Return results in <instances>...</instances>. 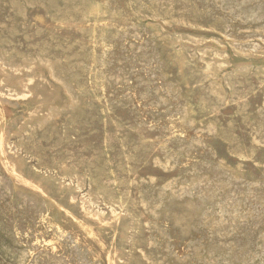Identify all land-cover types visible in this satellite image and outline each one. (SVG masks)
<instances>
[{
	"label": "rangeland",
	"instance_id": "rangeland-1",
	"mask_svg": "<svg viewBox=\"0 0 264 264\" xmlns=\"http://www.w3.org/2000/svg\"><path fill=\"white\" fill-rule=\"evenodd\" d=\"M3 1L4 0L2 1L0 0V128H1L0 129V139H1L0 141V206L1 208L0 209L3 211L2 212L0 210V219H1L0 220L1 222L0 223L1 225L0 226V264H29L28 262H31L32 258L33 260L35 259L36 261L39 259L37 261L38 263L36 262L37 264H42V263L48 264L50 261L51 262L49 264H55V263L56 264H59V263L60 264H64V263L65 264H86V263H90V264H97V263L98 264H135V263L136 264H139V263L149 264L150 262L152 263V261L154 264H157L158 263L157 261H161L159 264H171V262L172 264H177V263L178 264L180 263L181 264H195V263L196 264H202V263L211 264L213 262L212 258L215 261V263H212V264H232L233 262L235 264L236 263L240 264V262H242L244 259H246L249 256L251 258L253 257L254 261L256 260L255 262L264 264V257H263L264 256L263 255L264 254L263 253L264 252V247H263L264 246V241H263L264 239L263 237L264 236V233H263L264 232V216H263L264 215V209H263L264 207V204H263L264 203V195H263L264 194V145H263V142H264L263 141L264 140V114H263L264 101L262 102V100H264V96H263L264 95L263 93L264 92V77H262L264 76V52L262 53L260 52L261 50L264 51V42H263L264 41V33H263V30H264V6H263L264 0L263 1L254 0L255 2L253 0L252 1L244 0V2L240 0V3H239V0H237L239 4L236 2V0H232V2L231 0L230 1L226 0L228 5L225 2V0H217L218 4L216 0H207V2L205 0H201V1L196 0V2L195 0H188V1L187 0L186 1L185 0H182V1L172 0V2L171 0H147L149 3H147L146 0H93V1L92 0H50V1L49 0L47 1L46 0H5L4 2ZM142 1L143 2L145 1L146 3L144 2V4H142L143 3ZM156 1L157 3H155ZM246 1L248 3L250 1L251 2L248 4ZM203 2H205L204 3L205 6L203 5ZM235 2H236V5H235ZM225 3H226V6L223 5ZM231 3L234 4L236 7L232 5ZM150 4H153V5H150ZM241 4H242V7H240ZM245 4H247L248 6ZM210 5L211 7H209ZM219 5H220V9H219ZM221 6H222V10L224 11V13L221 10ZM224 7H225V10H224ZM226 7H229V9ZM233 7L235 8V10ZM66 8H67V11H66ZM171 8L173 11L171 10ZM206 9L209 11H207ZM231 9H233L235 13ZM255 9L256 10L259 9V10L256 11ZM210 11L213 13L209 14L208 12ZM230 11H232L233 13ZM255 13L256 15L254 16L253 14ZM148 15H150L151 17L150 16L148 17ZM221 15L224 17H221ZM260 15L262 16L261 18L259 17ZM170 17H172L173 19ZM239 17H242L241 20ZM202 19L203 20L209 19V21L208 20L203 21ZM257 19L261 21L258 20L259 21L258 22ZM93 20L96 22H94ZM218 20L221 22H218ZM162 21L164 23H162ZM232 21L234 24L232 23ZM186 22L188 24L191 23L192 25L194 24L195 25L191 26V24H189L190 25L189 26ZM206 22L208 23L206 24ZM164 24L167 26H165ZM131 25L134 27L136 25L135 29L134 27L131 28ZM138 25H140L141 28L140 27L137 28ZM199 25H201L202 28ZM221 26H224V27H221ZM235 27H237V29ZM230 28L232 31L230 30ZM207 29L209 30L207 31ZM226 29L229 31H227ZM213 30L218 31V32L216 33ZM220 31L221 33H219ZM145 33H147L149 36ZM179 34L181 35V38L179 37L180 36ZM136 35H139V36H137L136 38ZM151 35H152V38H151ZM225 35L226 36L228 35V36L226 37ZM167 36L168 38L169 37L171 38L168 39ZM188 36L192 38L190 39ZM202 36L203 37L205 36V37L203 38ZM172 37L174 38V40ZM177 38H179L178 39L179 42L177 41ZM193 38L195 39V41ZM211 38L212 40H210ZM184 39H187L189 44L191 43V41L192 43L189 45L188 43L185 42L187 40H184ZM233 39L234 41L237 40V42H234ZM156 40L157 41L159 40L160 42L159 41L156 42ZM240 40H242L243 42ZM238 42H241L242 44ZM43 43L45 44L43 45ZM199 43L201 45H199ZM247 43H249L250 45ZM126 44L129 46H127ZM226 44L228 45V47L226 46ZM256 44H258L257 47L255 46ZM156 45L157 47H155ZM232 45L233 46L235 45L236 49L235 47L233 49L230 48L232 47ZM125 47L127 48L126 51H125ZM130 47L132 50L130 49ZM142 47L145 48V50ZM159 47L160 49L163 47L162 51L158 49ZM205 47H208V48H205ZM253 47H255L256 49ZM259 47H260V51H259ZM52 49L53 51L51 52ZM167 49L170 51H168ZM175 49L177 50V52ZM171 50L172 51L174 50V51L172 52ZM206 50H208L209 53ZM235 50H237V53ZM43 51H46L48 53L44 54ZM121 51H125V52H121ZM145 51L148 53H146ZM187 51L191 54H188ZM198 51H201V52H198ZM241 51L243 55L241 54ZM29 52L31 54H29ZM158 52L159 54H157ZM255 52H257L256 54L257 56L255 55ZM258 52H260L261 54L259 53L258 55ZM39 53L43 55L40 56ZM123 53L127 54V56L125 54L123 55ZM245 53H246V56H245ZM110 54H112L113 56ZM155 54H157L158 56H156ZM222 54L223 55L226 54V55L223 56ZM188 55L190 56V58ZM206 55L208 56V58ZM215 56H217L218 58H216ZM133 57H134V60H133ZM55 59L56 60L58 59L59 61L57 60L58 61L57 62ZM135 59H138V60H135ZM106 60H110V61L106 62ZM102 61H105V62H103L102 64ZM152 66H154L155 68ZM147 67L149 68L147 69ZM245 67L247 68L245 69ZM168 68H169V72L167 70ZM163 72L165 73L164 75H163ZM261 72L263 74H260ZM240 73L243 76L240 75ZM166 74L167 76H165ZM189 75L193 77L191 78ZM254 75L255 76L257 75L256 80H255ZM119 76L121 78H119ZM226 76H227V79H226ZM147 77L149 79L151 78L152 79L149 80ZM198 77H200L201 80ZM202 77H204V79ZM9 78H13L15 80L18 79L22 81H28L30 94L25 97H16V96L10 97L8 95L7 88L5 87L6 85L5 82H7V79ZM56 80H58V82ZM260 80H262V82H260ZM61 81H63V83H61ZM143 82L146 84L144 85ZM187 82H188V86H187ZM163 83L165 84V86ZM228 83L231 84L232 86L231 85L229 86ZM160 84L163 87L162 90L158 88V87L161 88ZM210 84L212 87H209ZM216 85L217 87H215ZM154 87L156 88L154 89ZM75 90H77L78 92ZM144 90L145 91L148 90V91L145 92ZM167 90L168 92H166ZM182 90L184 91L182 92ZM188 90L189 92H186ZM216 92H218L219 96L217 95ZM167 93H169L170 95H167ZM210 93L213 95L210 96ZM181 94L183 95L182 96L183 98L181 97ZM215 95H217V97ZM220 95L221 96L223 95L222 96L223 100L221 99L222 97ZM160 96L165 97V98H161V99L158 98ZM199 96H202V98ZM166 98H168V100ZM216 98L220 102L218 101L215 102ZM178 99L180 101H178ZM73 101H75L76 104ZM153 102H155L154 104L155 105L157 104V105L155 106ZM165 102L167 103L169 102V103L166 104ZM180 102L182 103V105L180 104ZM224 102L226 103L224 104ZM158 103L159 104L161 103V105H159ZM165 104L167 105V107ZM53 106L56 108L57 113L54 117L49 118L47 114H48L49 108ZM189 107L192 110H190ZM235 108H236V111H235ZM181 109H183L184 112H182ZM161 111L163 112V114ZM166 112L168 114H165ZM34 114H37V116L34 117ZM171 115H173V117ZM160 117L162 118L160 119ZM182 117H184L185 121L182 120L183 119ZM68 119L72 120V122H70ZM156 119L158 120L160 119V121ZM250 119L251 121L252 120L253 121L251 122ZM51 122L53 124H51ZM73 122L74 123L76 122V123L74 124ZM184 122H185V126H184ZM212 122L215 123V124L213 123L214 126H212ZM86 124L90 126H87ZM68 125H70L71 127H69ZM220 126L223 128H221ZM63 127L64 128L66 127V129H64ZM70 128L74 130L76 129V133L75 134L72 133L75 131L71 130ZM211 128H214V129H211ZM215 128L217 131L215 130ZM38 129L40 131H38ZM64 130H66L65 133L63 132ZM69 130L71 132H69ZM213 130L216 131L217 134L215 132H212ZM48 132H50L49 135H48ZM43 133L45 135H42ZM179 133L181 134L179 135ZM210 134H213V135H210ZM253 136H254V139H253ZM175 137H177L178 139ZM49 138H51L50 139L51 141L49 140ZM250 138L253 140L254 143L255 142L256 143L255 144L252 143L251 142L252 140ZM180 139L182 140V142H180ZM59 140L61 143H59ZM215 140L219 144L215 143L216 142ZM189 142L190 144L192 143V145H190ZM30 143L32 144L29 145ZM198 143H199L198 148H196ZM72 144L73 146H71ZM181 144L183 145L181 146ZM257 145L260 147L262 146V147L260 148ZM110 146L112 149H109ZM185 146L187 148H185ZM177 148H180V149L182 148V150L177 149ZM190 148H192V150ZM176 149L178 150V152ZM188 149H190L191 151ZM206 149H209L208 152ZM194 150H197V151H194ZM164 152H165V155H164ZM179 153L181 154L180 156H179ZM205 153L206 154L208 153L207 156L205 155ZM39 154L41 156H39ZM213 154L214 156L212 157ZM31 155L32 157H30ZM201 156L203 157L201 158ZM218 158L223 160L224 164H222L223 163L222 161H221L222 163H220V160ZM157 159H159L158 161L160 163H158V161L156 163ZM191 159H193V161H191ZM95 160H97V163ZM163 160L164 162L168 164L162 162ZM171 161L175 163H172ZM161 163H164V164H161ZM200 163L203 165H201ZM156 164L157 165L160 164V165L157 166ZM165 164L167 167L166 166L164 167ZM197 164H199V166ZM213 164L214 165L216 164V165L214 166ZM153 165L155 167H153ZM171 165L172 166L174 165V166L171 167ZM86 166H89L90 168ZM160 166L161 168H159ZM217 166L218 168H216ZM224 166L228 169H226ZM162 167H163V170H165L163 172L161 170ZM48 168L49 169L51 168V169L49 170ZM198 168L199 170L200 169L202 170L198 172ZM212 168H215L216 170L217 169L218 170L216 171ZM169 169L170 171H168ZM186 169L188 172L186 171ZM240 169L243 171L241 172ZM60 170L63 173H65V175L61 174ZM97 170L98 171L100 170V171L98 172ZM233 170H235L236 173H239V175L236 174ZM211 171L213 172L211 173ZM186 172H187L186 175L188 176L190 173V176L187 177L184 174ZM196 172H197V175L194 174ZM226 172H228L229 175L228 174L226 175L225 174ZM70 174H71V177H70ZM221 174H224V175H221ZM73 175L75 178H73ZM205 175L206 176L208 175L209 177L208 176L206 177ZM218 175H220V177ZM234 175L236 179L233 178ZM200 176L201 177L203 176L204 178L202 177V179L200 180L201 178ZM147 177L148 179H146ZM179 177L181 178L180 181H179ZM225 177L229 179V181L227 179L228 182L225 181L226 180ZM96 178L99 182L96 181ZM138 178L140 180H143L144 182L141 183L140 180H138ZM198 181L200 182L198 183ZM133 182H135L136 185L135 183L133 184ZM168 182L172 184L169 185ZM188 183L190 185H188ZM191 183L193 185H191ZM251 183H253L254 186ZM148 184L149 185L151 184L152 187L148 186ZM165 184L168 186H166ZM196 184L197 185L199 184L198 188L196 187ZM208 184H210L211 186ZM184 185L189 188L186 189V187H182ZM227 185H228V188H226ZM87 187L89 189H87ZM159 187L164 188L162 189V193L160 192L161 189ZM179 187L181 188V190ZM173 188L174 189L176 188L175 192ZM260 188H263V189H260ZM11 189L12 191L10 192ZM168 189H170V192ZM151 190H152V193H151ZM179 190L183 192H179ZM214 190L219 193H216ZM104 191H105V195L103 193ZM156 191L160 192L161 194L159 193L160 195L158 196L157 195L158 193ZM227 191H228V194H231L232 196L228 195L226 193ZM84 192H86V194ZM197 193L199 196H197ZM241 193L243 195L239 198ZM253 193H256V194L253 195ZM149 194L152 196H154V194L158 196L157 201L155 199L156 196L152 198V196H150ZM192 194H193V197H192ZM204 194H206V197ZM211 194H213L212 196L214 198H212L211 196L208 197ZM109 195L110 197H108ZM161 195L162 196L164 195V196L161 197ZM183 195H186V196H183ZM200 195H201V199L199 198ZM223 195L226 196V198H224ZM9 196L11 197V199ZM113 197L114 199L116 198L115 201L114 199H111ZM174 197L175 199L173 201L172 198ZM194 197L195 199L198 198L197 199L198 203L196 202L195 199H193ZM246 197L249 200H247ZM17 198H19V200H17ZM20 198L24 200L22 201V203H21ZM148 198L150 202H148L149 201ZM204 198H206L205 200L207 201H204ZM199 199H200V202H199ZM210 199L212 200L210 201ZM238 199H239V202H236L238 201ZM121 200L122 202H120ZM161 200L163 202L164 201L166 202V203L164 202V206ZM222 200H223L224 205L225 204L227 205V209L229 208L228 209L229 213L227 214V216L225 215L226 220L224 219V221L222 220V215H220V212L219 214H217L218 216L216 215V213H218V211H221L222 209V208L219 209V207H223V203H221ZM259 200H261V202ZM141 202L146 205L143 206ZM168 202H170V204H167ZM25 203L27 205H25ZM107 203H109L108 204L109 207L105 206ZM113 203H114V206H113ZM157 203H159L160 205ZM236 203H239V204H236ZM22 204H23V208L21 207ZM171 204H174V205H171ZM187 204L189 205V209H187L188 207ZM261 204L262 206H260ZM9 206H10V209L12 210H8ZM156 206L158 207L160 206L162 210L160 207L157 208ZM216 206H219V207H216ZM232 206L233 207L237 206V208L241 207L240 209H242L243 211L237 208H233ZM193 207L195 210L193 209ZM56 208H58V210ZM110 208H113V209H110ZM21 210H24V211L22 212ZM205 210L209 212L207 213L205 212ZM234 210L236 211L232 214L231 211H234ZM260 210L261 212H263L262 214L261 212H259ZM7 211H10V212H7ZM201 211L204 212V214L206 215H204L203 213L201 214ZM24 212H25V215H24ZM26 212H28L30 216L28 213L26 214ZM42 212H44V216L42 215L43 214ZM159 213L160 215L158 216ZM154 214H157V215H154ZM170 214L172 217L169 216ZM4 215L6 218L8 217V220L10 221H8L4 217ZM37 215H39L38 218H37ZM199 215L201 216L203 215L202 217L204 216L205 217L202 218ZM260 215H262L263 218ZM166 216H169V218ZM233 216L235 217L236 220L233 218ZM13 217L14 218L18 217V218H16L15 220L14 219L12 220ZM24 217H25V220H24ZM164 217H166L167 219ZM219 217H220V220L223 221V223L221 221L219 222L218 220ZM236 217L237 218L240 217V218L237 220ZM133 218L134 219L136 218V220H133ZM209 218L211 221H208ZM30 219L32 220V222ZM160 219L162 223L160 222ZM203 219L207 221L204 222V224L203 223L201 224L200 222L201 221L203 222ZM232 219H233V223H231ZM171 220H174V221H171ZM216 220H218V223ZM239 220L241 221V223L242 222L243 223L241 224ZM226 221H229V222L226 223ZM133 222H135L136 224ZM210 222H212V225ZM13 223L17 226V228L15 227ZM24 224L26 225V227L24 226ZM144 225H146L147 227ZM237 225L238 227H236ZM27 226L30 227V231H29V227ZM190 226L194 230H191V228H189ZM137 227H140V228L137 229ZM7 228L9 229L11 228V229L8 230ZM203 228L204 229L207 228L205 229L206 231H204ZM228 228H230L229 229L230 231L228 230ZM163 229L166 234L164 233V231H162ZM208 229H209V232H208ZM233 229L236 231H234ZM218 231L220 232V234L218 233ZM28 232H30L29 235H27ZM85 232H88V234ZM215 232L218 233L219 237L220 236L222 237L218 238ZM237 232H241V233L237 234ZM255 232L256 234L257 232H259V234L256 236ZM15 233L16 235L17 234L18 235L15 236ZM21 233H22V236H21ZM214 233L216 234L215 236L213 235ZM224 233L226 235L230 233V235H227L226 237V236H223ZM252 233L254 236L252 235ZM7 234L10 236H7ZM241 234H244L247 236H244V235L242 236ZM175 236L178 238L179 241L177 240ZM189 236H191V238ZM258 236L259 237L261 236V237L259 238ZM214 237H217V238H214ZM16 238L19 239V241ZM68 238L70 240H68ZM32 239H33V243H32ZM195 239L197 240V242ZM253 239L257 244L253 242ZM8 240L10 241V243ZM223 240L224 241L227 240V241L224 242ZM243 241H245L247 245ZM135 242H137L136 243L137 245H135ZM160 242L162 244H160ZM191 242H195V243H191ZM208 242L211 244V246ZM250 242L252 245L249 244ZM155 243L156 245H154ZM229 243H230V246H229ZM258 243L259 245L261 243L263 245L259 246ZM147 244L149 245V247L147 246ZM157 244L159 246L162 245L163 247L162 246L159 247ZM189 244L191 246H189ZM222 244H224L225 247H223ZM227 244L228 246H226ZM27 246H29L30 248ZM65 246H67L68 248H66ZM152 246L153 247L155 246V247L153 248ZM172 246L173 247L176 246L175 247L176 249L173 248ZM242 246H245V247H242ZM252 246L255 248H253ZM256 247H259V248H256ZM132 248H134L135 251ZM171 248L172 250H170ZM162 249L166 251L164 252ZM181 249H184V250H181ZM185 249L187 250L185 251ZM229 249H231L232 250L231 252L233 253H231ZM236 249H237L238 254L236 253ZM262 249H263V252L261 251ZM7 250L9 252H7ZM130 250H133L134 252ZM160 251H162L163 253ZM191 251L199 255L198 259L196 255H195L196 258L192 257L194 253H192ZM199 251L201 252V254L203 253V255L199 254L200 253ZM240 251H242L244 254ZM44 252H46L49 256L50 255L51 256L48 257V255ZM76 252L78 254H76ZM167 252L168 253L170 252V254H167ZM208 252H209V256H211L213 253L212 257H210L211 259L208 258L209 256L208 254H206ZM252 252L257 253V255L252 254ZM159 253L161 255H159ZM223 253L225 254V256ZM173 254L174 256L176 255L174 258H173ZM250 254L254 255L255 257ZM33 255L34 257H32ZM231 255L233 257H231ZM260 255H262V258ZM158 256H161L162 259L161 257H158ZM77 257H78V260H77ZM141 257L143 258L142 260H141ZM148 257L149 259L147 260ZM237 257L239 258V260H237L238 259ZM242 257H243V260H242ZM218 258L221 260L219 261ZM228 258H229V261H228ZM258 258H260L261 262L259 261ZM163 259H165V261ZM204 259L207 260L208 262L207 261L205 262ZM231 259H234V260H231ZM261 259H263V261ZM33 260L31 264L35 262V260L34 261ZM190 261H192V263Z\"/></svg>",
	"mask_w": 264,
	"mask_h": 264
},
{
	"label": "bare ground",
	"instance_id": "bare-ground-1",
	"mask_svg": "<svg viewBox=\"0 0 264 264\" xmlns=\"http://www.w3.org/2000/svg\"><path fill=\"white\" fill-rule=\"evenodd\" d=\"M1 1H2V0H1ZM4 1H5V0H4ZM4 1H3V2H4ZM46 1H47V0H46ZM49 1H50V0H49ZM92 1H93V0H92ZM174 1H176V0H174ZM174 1H173V2H174ZM181 1H182V0H181ZM185 1H186V0H185ZM187 1H188V0H187ZM200 1H201V0H200ZM205 1L207 2V0H205ZM229 1H230V0H229ZM242 1L244 2V0H242ZM251 1H252V0H251ZM251 1H250V2H251ZM253 1H254V0H253ZM256 1H257V0H256ZM259 1H260V0H259ZM262 1H263V0H262ZM24 2H25V1H24ZM57 2H58V1H57ZM74 2H75V1H74ZM140 2H141V1H140ZM142 2H143V1H142ZM144 2H145V1H144ZM144 2H143L142 4H144ZM146 2L149 3L147 0H146ZM146 2H145V3H146ZM152 2H154V1H152ZM163 2H165V1H163ZM171 2H172V0H171ZM179 2H180V1H179ZM195 2H196V0H195ZM211 2H212V1H211ZM211 2H210V4H211ZM213 2H214V1H213ZM216 2H217V0H216ZM221 2H222V1H221ZM225 2H226V0H225ZM231 2H232V0H231ZM236 2H237V0H236ZM236 2H235V5H236ZM246 2H247V1H246ZM246 2H245V3H246ZM250 2H249V3H250ZM254 2H255V1H254ZM27 3H28V2H27ZM38 3H39V2H38ZM62 3H63V1H62ZM67 3H68V2H67ZM71 3H72V2H71ZM155 3H157V1H156ZM160 3H161V2H160ZM177 3H178V2H177ZM188 3H189V2H188ZM199 3H200V2H199ZM204 3H205V2H203V5H204ZM222 3H223V2H222ZM226 3H227V2H226ZM226 3L223 4V5L226 6ZM237 3H238V2H237ZM239 3H240V0H239ZM239 3H238V4H239ZM241 3H242V2H241ZM247 3H248V2H247ZM249 3H248V4H249ZM24 4H26V3H24ZM68 4H69V3H68ZM163 4H164V3H163ZM166 4H167V3H166ZM212 4H213V3H212ZM217 4H218V2H217ZM220 4H221V3H220ZM231 4H232V3H231ZM251 4H252V3H251ZM254 4H255V3H254ZM33 5H34V4H33ZM37 5H38V4H37ZM62 5H63V4H62ZM83 5H84V4H83ZM85 5H86V4H85ZM87 5H88V4H87ZM145 5H146V4H145ZM150 5H153V4H150ZM171 5H172V3H171ZM178 5H179V4H178ZM182 5H183V4H182ZM194 5H195V4H194ZM200 5H201V4H200ZM206 5H207V4H206ZM208 5H209V4H208ZM215 5H216V4H215ZM221 5H222V4H221ZM227 5H228V3H227ZM229 5H230V4H229ZM232 5H234V4H232ZM235 5H234V6H235ZM245 5H247V4H245ZM260 5H261V3H260ZM12 6H14V5H12ZM21 6H22V5H21ZM26 6H27V5H26ZM30 6H31V5H30ZM35 6H36V5H35ZM54 6H55V5H54ZM65 6H66V5H65ZM204 6H205V5H204ZM247 6H248V5H247ZM253 6H254V5H253ZM263 6H264V5H263ZM84 7H85V6H84ZM159 7H160V6H159ZM163 7H164V6H163ZM163 7H161V8H163ZM199 7H200V6H199ZM206 7H207V6H206ZM209 7H211V5H210ZM235 7H236V6H235ZM240 7H242V4H241ZM258 7H259V6H258ZM260 7H262V6H260ZM17 8H18V7H17ZM26 8H27V7H26ZM52 8H53V7H52ZM61 8H62V7H61ZM61 8H60V9H61ZM75 8H76V7H75ZM80 8H81V6H80ZM174 8H175V7H174ZM188 8H189V7H188ZM215 8H216V7H215ZM217 8H218V7H217ZM226 8L229 9V7H226ZM230 8H232V7H230ZM233 8H234V7H233ZM256 8H257V7H256ZM219 9H220V5H219ZM238 9H239V8H238ZM247 9H248V8H247ZM247 9H246V10H247ZM72 10H73V9H72ZM84 10H85V8H84ZM157 10H158V9H157ZM171 10H172V8H171ZM192 10H193V8H192ZM206 10H207V9H206ZM221 10H222V6H221ZM224 10H225V7H224ZM231 10H233V9H231ZM234 10H235V8H234ZM234 10H233V11H234ZM255 10H256V9H255ZM258 10H259V9H258ZM258 10H256V11H258ZM8 11H9V10H8ZM28 11H29V10H28ZM64 11H65V10H64ZM66 11H67V8H66ZM82 11H83V10H82ZM155 11H156V9H155ZM155 11H153V12H155ZM172 11H173V10H172ZM179 11H180V9H179ZM207 11H209V10H207ZM212 11H213V10H212ZM216 11H217V10H216ZM222 11H223V10H222ZM236 11H237V9H236ZM240 11H241V10H240ZM240 11H239V12H240ZM247 11H248V10H247ZM250 11H251V10H250ZM118 12H119V11H118ZM217 12H218V11H217ZM220 12H221V11H220ZM230 12H232V11H230ZM259 12H260V11H259ZM77 13H78V12H77ZM83 13H84V12H83ZM97 13H98V12H97ZM141 13H142V12H141ZM147 13H148V12H147ZM203 13H204V12H203ZM203 13H202V14H203ZM205 13H206V12H205ZM208 13L210 14V13H213V12L210 11V12H208ZM223 13H224V11H223ZM228 13H229V12H228ZM232 13H233V12H232ZM234 13H235V11H234ZM237 13H238V12H237ZM247 13H248V12H247ZM257 13H258V12H257ZM260 13H261V12H260ZM12 14H13V13H12ZM26 14H27V12H26ZM66 14H67V13H66ZM172 14H173V13H172ZM175 14H176V13H175ZM206 14H207V13H206ZM206 14H205V16H206ZM209 14H208V15H209ZM218 14H219V13H218ZM230 14H231V13H230ZM230 14H229V15H230ZM238 14H239V13H238ZM240 14H242V13H240ZM258 14H259V13H258ZM18 15H19V14H18ZM84 15H85V14H84ZM138 15H139V14H138ZM154 15H155V14H154ZM156 15H157V14H156ZM161 15H162V14H161ZM166 15H167V14H166ZM169 15H170V14H169ZM197 15H198V14H197ZM212 15H213V14H212ZM223 15H224V14H223ZM225 15H226V14H225ZM245 15H246V14H245ZM250 15H251V14H250ZM253 15L255 16L256 13L253 14ZM2 16H3V15H2ZM90 16H91V15H90ZM139 16H140V15H139ZM142 16H143V15H142ZM144 16H145V14H144ZM149 16H150V15H148V17H149ZM176 16H178V15H176ZM203 16H204V15H203ZM203 16H202V17H203ZM209 16H210V15H209ZM213 16H214V15H213ZM230 16H231V15H230ZM247 16H248V15H247ZM17 17H19V16H17ZM62 17H63V16H62ZM146 17H147V16H146ZM150 17H151V16H150ZM152 17H153V16H152ZM168 17H169V16H168ZM221 17H224V16L221 15ZM259 17L261 18L262 16L260 15ZM68 18H69V17H68ZM154 18H155V17H154ZM154 18H153V19H154ZM170 18H172V17H170ZM239 18H240V20H241L242 17H239ZM249 18H250V17H249ZM253 18H254V17H253ZM58 19H59V18H58ZM95 19H96V18H95ZM145 19H146V18H145ZM157 19H158V18H157ZM172 19H173V18H172ZM174 19H175V17H174ZM178 19H179V18H178ZM182 19H183V18H182ZM246 19H247V18H246ZM7 20H8V18H7ZM82 20H83V19H82ZM141 20H143V19H141ZM151 20H152V19H151ZM180 20H181V18H180ZM189 20H190V19H189ZM192 20H194V19H192ZM200 20H201V19H200ZM202 20H203V19H202ZM204 20H206V19H204ZM204 20H203V21H204ZM207 20L209 21V19H207ZM207 20H206V21H207ZM227 20H228V19H227ZM229 20H230V18H229ZM229 20H228V21H229ZM242 20H243V19H242ZM258 20H259V19H257V21H258ZM60 21H61V20H60ZM93 21H94V20H93ZM103 21H104V20H103ZM164 21H165V20H164ZM186 21H187V20H186ZM222 21H223V19H222ZM225 21H226V20H225ZM235 21H236V20H235ZM252 21H253V20H252ZM259 21H261V20H259ZM259 21H258V22H259ZM94 22H96V21H94ZM97 22H98V21H97ZM179 22H180V21H179ZM218 22H221V21L218 20ZM11 23H12V22H11ZM73 23H74V22H73ZM162 23H164V22L162 21ZM183 23H184V22H183ZM186 23H187V22H186ZM207 23H208V22H206V24H207ZM216 23H217V21H216ZM232 23H233V21H232ZM261 23H262V22H261ZM146 24H147V23H146ZM175 24H176V23H175ZM187 24H188V23H187ZM189 24H191V23H189ZM189 24H188V25H189ZM199 24H200V23H199ZM206 24H205V25H206ZM233 24H234V23H233ZM236 24H237V23H236ZM242 24H243V23H242ZM246 24H247V23H246ZM258 24H259V23H258ZM147 25H148V24H147ZM149 25H151V24H149ZM164 25H165V24H164ZM180 25H181V24H180ZM194 25H195V24H194ZM194 25L191 24V26H194ZM203 25H204V24H203ZM210 25H211V24H210ZM210 25H209V26H210ZM226 25H227V24H226ZM1 26H2V25H1ZM15 26H16V25H15ZM153 26H154V25H153ZM165 26H167V25H165ZM189 26H190V25H189ZM199 26L201 27V25H199ZM199 26H198V27H199ZM212 26H213V25H212ZM229 26H230V25H229ZM229 26H228V27H229ZM129 27H130V26H129ZM132 27H134V26L131 25V28H132ZM135 27H136V25H135ZM135 27H134V29H135ZM139 27H140V25H138L137 28H139ZM146 27H147V26H146ZM150 27H151V26H150ZM179 27H180V26H179ZM182 27H183V25H182ZM184 27H185V25H184ZM196 27H197V25H196ZM206 27H207V26H206ZM213 27H214V26H213ZM221 27H224V26H221ZM225 27H226V26H225ZM228 27H227V28H228ZM240 27H241V26H240ZM14 28H16V27H14ZM35 28H36V27H35ZM58 28H59V27H58ZM140 28H141V27H140ZM142 28H143V27H142ZM189 28H190V27H189ZM201 28H202V27H201ZM204 28H205V26H204ZM235 28L237 29V27H235ZM248 28H249V27H248ZM2 29H3V28H2ZM19 29H20V28H19ZM59 29H60V28H59ZM109 29H110V28H109ZM129 29H130V28H129ZM134 29H133V30H134ZM160 29H161V28H160ZM219 29H220V28H219ZM258 29H259V28H258ZM258 29H257V30H258ZM14 30H15V29H14ZM145 30H146V29H145ZM204 30H205V29H204ZM208 30H209V29H207V31H208ZM226 30H227V29H226ZM230 30H231V28H230ZM251 30H252V29H251ZM251 30H250V31H251ZM262 30H263V28H262ZM100 31H101V30H100ZM213 31H214V30H213ZM227 31H229V30H227ZM231 31H232V30H231ZM236 31H237V30H236ZM241 31H243V30H241ZM259 31H260V30H259ZM11 32H12V31H11ZM20 32H21V31H20ZM143 32H144V31H143ZM157 32H158V31H157ZM214 32L217 33L218 31H214ZM225 32H226V31H225ZM225 32H224V33H225ZM239 32H240V31H239ZM17 33H18V32H17ZM48 33H49V32H48ZM86 33H87V32H86ZM124 33H125V32H124ZM129 33H130V31H129ZM219 33H221V31H220ZM240 33H241V32H240ZM255 33H256V32H255ZM259 33H261V32H259ZM259 33H257V34H259ZM263 33H264V30H263ZM8 34H9V33H8ZM34 34H35V33H34ZM118 34H119V33H118ZM143 34H144V33H143ZM145 34H147V33H145ZM176 34H177V33H176ZM222 34H223V33H222ZM228 34H229V32H228ZM245 34H247V33H245ZM248 34H249V32H248ZM103 35H104V34H103ZM128 35H129V34H128ZM128 35H127V36H128ZM139 35H140V34H139ZM139 35H136V38H137V36H139ZM147 35H148V34H147ZM179 35H180V34H179ZM186 35H187V34H186ZM220 35H221V34H220ZM223 35H224V34H223ZM242 35H243V34H242ZM99 36H100V35H99ZM123 36H124V35H123ZM127 36H125V37H127ZM148 36H149V35H148ZM171 36H172V35H171ZM190 36H191V35H190ZM217 36H218V35H217ZM225 36H226V35H225ZM227 36H228V35H227ZM227 36H226V37H227ZM230 36H231V35H230ZM230 36H229V37H230ZM232 36H233V35H232ZM236 36H237V35H236ZM240 36H241V35H240ZM250 36H251V35H250ZM259 36H261V35H259ZM100 37H101V36H100ZM145 37H146V36H145ZM145 37H144V39H145ZM179 37L181 38V35H180ZM182 37H183V36H182ZM188 37H189V36H188ZM188 37H187V38H188ZM202 37H203V36H202ZM204 37H205V36H204ZM204 37H203V38H204ZM234 37H235V36H234ZM242 37H243V36H242ZM248 37H249V36H248ZM48 38H49V37H48ZM52 38H53V37H52ZM111 38H112V37H111ZM121 38H122V37H121ZM133 38H134V37H133ZM151 38H152V35H151ZM167 38H168V36H167ZM169 38H171V37H169ZM169 38H168V39H169ZM172 38H173V37H172ZM189 38H190V37H189ZM189 38H188V39H189ZM191 38H192V37H191ZM191 38H190V39H191ZM207 38H208V37H207ZM222 38H223V37H222ZM244 38H246V37H244ZM260 38H261V37H260ZM102 39H103V38H102ZM116 39H117V38H116ZM123 39H124V38H123ZM139 39H140V37H139ZM155 39H157V38H155ZM178 39H179V38H177V41L179 42ZM193 39H194V38H193ZM193 39H192V40H193ZM196 39H197V38H196ZM201 39H202V38H201ZM227 39H228V38H227ZM231 39H232V38H231ZM231 39H230V40H231ZM236 39H237V38H236ZM238 39H239V38H238ZM240 39H241V38H240ZM120 40H121V39H120ZM165 40H166V39H165ZM173 40H174V38H173ZM180 40H181V39H180ZM184 40H187V39H184ZM184 40H183V42H184ZM198 40H199V39H198ZM198 40H197V41H198ZM202 40H203V39H202ZM205 40H207V39H205ZM210 40H212V38H211ZM224 40H225V39H224ZM230 40H229V41H230ZM248 40H250V39H248ZM259 40H260V39H259ZM15 41H16V40H15ZM64 41H65V40H64ZM67 41H68V40H67ZM126 41H127V40H126ZM133 41H134V40H133ZM144 41H145V40H144ZM158 41H159V40H158ZM158 41L156 40V42H158ZM162 41H163V40H162ZM168 41H169V40H168ZM189 41H190V40H189ZM194 41H195V39H194ZM229 41H228V42H229ZM231 41H232V40H231ZM233 41H234V39H233ZM240 41H242V40H240ZM246 41H247V40H246ZM246 41H245V42H246ZM255 41H256V40H255ZM55 42H56V41H55ZM100 42H101V41H100ZM116 42H117V41H116ZM135 42H136V41H135ZM138 42H139V40H138ZM149 42H150V41H149ZM151 42H152V41H151ZM159 42H160V41H159ZM181 42H182V41H181ZM183 42H182V43H183ZM185 42L188 43V40L185 41ZM198 42H199V41H198ZM198 42H197V43H198ZM202 42H203V41H202ZM202 42H201V43H202ZM214 42H215V41H214ZM234 42H237V40H235ZM242 42H243V41H242ZM247 42H248V41H247ZM251 42H252V41H251ZM263 42H264V41H263ZM263 42H261V43H263ZM39 43H40V42H39ZM52 43H53V42H52ZM77 43H78V42H77ZM114 43H115V42H114ZM141 43H142V42H141ZM191 43H192V41H191ZM191 43H190V44H191ZM193 43H194V42H193ZM216 43H217V42H216ZM225 43H227V42H225ZM229 43H230V42H229ZM232 43H233V42H232ZM238 43L242 44L241 42H238ZM253 43H254V42H253ZM12 44H13V43H12ZM14 44H15V43H14ZM44 44H45V43H43V45H44ZM131 44H132V43H131ZM144 44H145V42H144ZM153 44H154V43H153ZM188 44H189V43H188ZM190 44H189V45H190ZM219 44H221V43H219ZM233 44H234V43H233ZM247 44H249V43H247ZM68 45H69V44H68ZM126 45H127V44H126ZM132 45H133V44H132ZM167 45H168V43H167ZM199 45H201V44L199 43ZM223 45H224V44H223ZM230 45H231V44H230ZM238 45H239V44H238ZM243 45H244V43H243ZM249 45H250V44H249ZM257 45H258V44H256L255 46L257 47ZM47 46H48V45H47ZM70 46H71V45H70ZM76 46H77V45H76ZM121 46H122V45H121ZM127 46H129V45H127ZM138 46H139V45H138ZM159 46H160V45H159ZM170 46H172V45H170ZM220 46H221V45H220ZM226 46L228 47L227 44H226ZM246 46H247V45H246ZM18 47H19V46H18ZM24 47H25V45H24ZM42 47H43V46H42ZM51 47H52V46H51ZM55 47H56V46H55ZM110 47H111V46H110ZM136 47H137V46H136ZM155 47H157V45H156ZM155 47H153V48H155ZM165 47H166V46H165ZM222 47H223V46H222ZM234 47H235V45H234V46L232 45V47H230V48L233 49ZM240 47H241V46H240ZM57 48H58V47H57ZM67 48H68V47H67ZM69 48H70V47H69ZM81 48H82V47H81ZM83 48H84V47H83ZM133 48H135V47H133ZM137 48H138V47H137ZM142 48H143V47H142ZM162 48H163V47H162ZM162 48L160 49V47H159L158 49L162 51ZM177 48H178V47H177ZM180 48H181V47H180ZM180 48H179V50H180ZM205 48H208V47H205ZM253 48H255V47H253ZM19 49H20V48H19ZM126 49H127V48L125 47V51H126ZM130 49H131V47H130ZM143 49L145 50V48H143ZM212 49H213V48H212ZM235 49H236V47H235ZM243 49H244V48H243ZM248 49H249V48H248ZM255 49H256V48H255ZM36 50H37V49H36ZM41 50H43V49H41ZM49 50H50V49H49ZM131 50H132V49H131ZM150 50H151V49H150ZM167 50H168V49H167ZM175 50H176V49H175ZM208 50H209V49H208ZM208 50H206V51H208ZM249 50H250V49H249ZM249 50H248V51H249ZM52 51H53V49L51 50V52H52ZM125 51H121V52H125ZM127 51H128V50H127ZM146 51H147V49H146ZM146 51H145V52H146ZM168 51H170V50H168ZM168 51H167V52H168ZM171 51H172V50H171ZM173 51H174V50H173ZM173 51H172V52H173ZM195 51H196V50H195ZM233 51H234V50H233ZM235 51H236V53H237V50H235ZM259 51H260V47H259ZM21 52H22V51H21ZM38 52H39V51H38ZM43 52H44V54H45V53H48V52H46V51H43ZM151 52H152V51H151ZM154 52H156V51H154ZM176 52H177V50H176ZM187 52H188V51H187ZM198 52H201V51H198ZM198 52H197V53H198ZM210 52H211V50H210ZM238 52H239V51H238ZM244 52H245V51H244ZM252 52H253V50H252ZM260 52L262 53V52H264V51L261 50ZM260 52H258V55H259ZM27 53H28V52H27ZM36 53H37V52H36ZM133 53H134V51H133ZM146 53H148V52H146ZM169 53H170V52H169ZM181 53H182V52H181ZM184 53H185V52H184ZM208 53H209V51H208ZM213 53H214V52H213ZM239 53H240V52H239ZM247 53H248V52H247ZM261 53H260V54H261ZM19 54H20V53H19ZM29 54H31V53L29 52ZM39 54H40V53H39ZM124 54H125V53H123V55H124ZM136 54H137V53H136ZM139 54H140V52H139ZM149 54H150V53H149ZM157 54H159V52H158ZM157 54H155V55L158 56ZM165 54H166V53H165ZM188 54H191V53L188 52ZM198 54H199V53H198ZM241 54H242V51H241ZM251 54H252V53H251ZM253 54H254V52H253ZM256 54H257V52H255V55H256ZM42 55H43V54H42ZM42 55L40 54V56H42ZM110 55H112V54H110ZM114 55H115V54H114ZM125 55L127 56V54H125ZM130 55H132V54H130ZM160 55H161V54H160ZM192 55H193V54H192ZM199 55H200V54H199ZM222 55H223V54H222ZM222 55H221V56H222ZM224 55H226V54H224ZM224 55H223V56H224ZM242 55H243V54H242ZM3 56H4V55H3ZM67 56H68V55H67ZM112 56H113V55H112ZM121 56H122V55H121ZM139 56H140V55H139ZM152 56H153V55H152ZM188 56H189V55H188ZM206 56H207V55H206ZM245 56H246V53H245ZM253 56H254V55H253ZM256 56H257V55H256ZM260 56H261V55H260ZM31 57H32V56H31ZM46 57H48V56H46ZM53 57H54V56H53ZM105 57H106V56H105ZM134 57H135V56H134ZM134 57H133V60H134ZM154 57H155V56H154ZM160 57H161V56H160ZM215 57L218 58L217 56H215ZM226 57H227V56H226ZM242 57H243V56H242ZM35 58H36V57H35ZM56 58H57V57H56ZM69 58H71V57H69ZM130 58H131V57H130ZM141 58H142V57H141ZM149 58H150V57H149ZM164 58H165V57H164ZM189 58H190V56H189ZM207 58H208V56H207ZM244 58H246V57H244ZM31 59H32V58H31ZM50 59H51V58H50ZM82 59H83V58H82ZM88 59H89V58H88ZM126 59H127V58H126ZM139 59H140V58H139ZM152 59H153V58H152ZM158 59H159V58H158ZM210 59H211V58H210ZM220 59H221V58H220ZM220 59H219V60H220ZM25 60H26V59H25ZM39 60H40V59H39ZM55 60H56V59H55ZM57 60H58V59H57ZM57 60H56V61H57ZM69 60H70V59H69ZM69 60H68V61H69ZM118 60H119V59H118ZM135 60H138V59H135ZM197 60H198V59H197ZM221 60H222V59H221ZM5 61H6V60H5ZM18 61H19V60H18ZM48 61H49V60H48ZM51 61H52V60H51ZM58 61H59V60H58ZM58 61H57V62H58ZM107 61H110V60H106V62H107ZM113 61H114V60H113ZM146 61H147V60H146ZM53 62H54V61H53ZM79 62H80V61H79ZM103 62H105V61H102V64H103ZM118 62H119V61H118ZM118 62H117V63H118ZM208 62H209V61H208ZM210 62H211V61H210ZM229 62H230V61H229ZM240 62H241V61H240ZM242 62H243V61H242ZM95 63H96V62H95ZM134 63H135V62H134ZM140 63H141V62H140ZM140 63H139V64H140ZM222 63H223V62H222ZM72 64H73V62H72ZM90 64H92V63H90ZM102 64H101V65H102ZM111 64H112V63H111ZM148 64H149V63H148ZM164 64H165V63H164ZM210 64H211V63H210ZM6 65H7V64H6ZM56 65H57V64H56ZM101 65H100V66H101ZM108 65H109V63H108ZM118 65H119V64H118ZM144 65H145V64H144ZM152 65H153V64H152ZM156 65H157V63H156ZM165 65H166V64H165ZM193 65H194V64H193ZM208 65H209V64H208ZM219 65H220V64H219ZM221 65H222V64H221ZM223 65H224V64H223ZM231 65H232V64H231ZM46 66H47V65H46ZM58 66H60V65H58ZM104 66H105V65H104ZM106 66H107V65H106ZM129 66H130V65H129ZM62 67H63V66H62ZM101 67H102V66H101ZM101 67H100V68H101ZM108 67H109V66H108ZM113 67H114V66H113ZM152 67H154V66H152ZM161 67H162V66H161ZM167 67H168V66H167ZM223 67H224V66H223ZM7 68H8V67H7ZM15 68H16V67H15ZM50 68H51V66H50ZM66 68H67V67H66ZM85 68H86V67H85ZM102 68H103V67H102ZM139 68H140V67H139ZM141 68H142V67H141ZM144 68H145V67H144ZM148 68H149V67H147V69H148ZM150 68H151V67H150ZM154 68H155V67H154ZM246 68H247V67H245V69H246ZM21 69H22V68H21ZM58 69H59V68H58ZM104 69H105V68H104ZM118 69H120V68H118ZM51 70H52V69H51ZM83 70H84V69H83ZM111 70H112V69H111ZM152 70H153V69H152ZM154 70H155V69H154ZM167 70H168V72H169V68H168ZM179 70H180V69H179ZM192 70H193V69H192ZM196 70H197V69H196ZM258 70H259V69H258ZM60 71H62V70H60ZM79 71H80V70H79ZM122 71H123V70H122ZM126 71H127V70H126ZM155 71H156V70H155ZM173 71H174V70H173ZM175 71H177V70H175ZM35 72H36V71H35ZM99 72H100V71H99ZM138 72H139V71H138ZM141 72H142V71H141ZM237 72H238V71H237ZM51 73H52V72H51ZM62 73H63V72H62ZM109 73H110V72H109ZM122 73H124V72H122ZM135 73H136V72H135ZM159 73H160V72H159ZM194 73H195V72H194ZM247 73H248V72H247ZM253 73H254V72H253ZM95 74H96V73H95ZM111 74H112V73H111ZM144 74H145V73H144ZM150 74H151V73H150ZM164 74H165V73L163 72V75H164ZM191 74H192V72H191ZM245 74H246V73H245ZM257 74H258V73H257ZM260 74H263V73L261 72ZM102 75H103V74H102ZM155 75H156V74H155ZM185 75H186V73H185ZM240 75H242V74L240 73ZM45 76H46V75H45ZM61 76H62V75H61ZM76 76H77V75H76ZM116 76H117V75H116ZM125 76H126V75H125ZM144 76H145V75H144ZM165 76H167V74H166ZM165 76H164V77H165ZM170 76H171V74H170ZM182 76H183V75H182ZM189 76L191 77V75H189ZM197 76H198V75H197ZM211 76H212V75H211ZM222 76H223V75H222ZM242 76H243V75H242ZM254 76H255V75H254ZM254 76H253V77H254ZM256 76H257V75H256ZM256 76H255V80H256ZM137 77H138V76H137ZM140 77H141V76H140ZM190 77H189V78H190ZM192 77H193V76H192ZM192 77H191V78H192ZM259 77H261V76H259ZM262 77H264V76H262ZM52 78H53V77H52ZM59 78H60V76H59ZM77 78H78V77H77ZM104 78H105V77H104ZM107 78H108V77H107ZM111 78H112V77H111ZM111 78H110V79H111ZM117 78H118V77H117ZM119 78H121V77L119 76ZM142 78H143V77H142ZM147 78H148V77H147ZM166 78H167V77H166ZM194 78H195V77H194ZM198 78H200V77H198ZM202 78L204 79V77H202ZM228 78H229V77H228ZM75 79H76V78H75ZM122 79H123V78H122ZM143 79H144V78H143ZM148 79H149V78H148ZM151 79H152V78H151ZM151 79H149V80H151ZM226 79H227V76H226ZM229 79H230V78H229ZM123 80H124V79H123ZM127 80H128V79H127ZM132 80H133V79H132ZM145 80H146V79H145ZM145 80H144V81H145ZM158 80H159V79H158ZM170 80H171V79H170ZM182 80H183V79H182ZM192 80H193V79H192ZM194 80H195V79H194ZM200 80H201V78H200ZM56 81L58 82V80H56ZM75 81H76V80H75ZM77 81H78V80H77ZM99 81H100V80H99ZM124 81H125V80H124ZM147 81H148V80H147ZM153 81H154V80H153ZM166 81H167V80H166ZM174 81H175V80H174ZM204 81H205V80H204ZM225 81H226V80H225ZM67 82H68V81H67ZM81 82H82V81H81ZM113 82H114V81H113ZM119 82H121V81H119ZM119 82H118V83H119ZM198 82H199V80H198ZM209 82H211V81H209ZM209 82H208V83H209ZM258 82H259V80H258ZM260 82H262V80H260ZM61 83H63V81H61ZM75 83H76V82H75ZM143 83H144V82H143ZM156 83H157V82H156ZM169 83H170V81H169ZM200 83H201V82H200ZM208 83H207V85H208ZM222 83H223V82H222ZM229 83H230V81H229ZM229 83H228V84H229ZM237 83H239V82H237ZM5 84H6L5 87L7 88V91H8V95H9L10 97H15V96H16V97H25V96H27V95L30 94L28 81H22V80H18V79L15 80V79H13V78H9V79H7V82H5ZM77 84H78V83H77ZM99 84H100V83H99ZM101 84H102V83H101ZM112 84H113V83H112ZM122 84H123V82H122ZM139 84H140V83H139ZM145 84H146V83H144V85H145ZM158 84H159V83H158ZM163 84H164V83H163ZM167 84H168V83H167ZM176 84H177V83H176ZM211 84H213V83H211ZM211 84H210L209 87H212ZM73 85H75V84H73ZM207 85H206V86H207ZM218 85H219V84H218ZM226 85H227V83H226ZM230 85H231V84H229V86H230ZM69 86H70V85H69ZM119 86H120V84H119ZM130 86H131V85H130ZM155 86H156V85H155ZM160 86H161V84H160ZM164 86H165V84H164ZM169 86H170V85H169ZM173 86H174V84H173ZM176 86H177V85H176ZM183 86H184V85H183ZM187 86H188V82H187ZM189 86H190V85H189ZM191 86H193V85H191ZM231 86H232V85H231ZM239 86H240V85H239ZM64 87H65V86H64ZM147 87H148V86H147ZM151 87H152V86H151ZM171 87H172V86H171ZM171 87H170V89H171ZM180 87H181V86H180ZM215 87H217V85H216ZM220 87H221V86H220ZM237 87H238V86H237ZM145 88H146V86H145ZM145 88H143V89H145ZM155 88H156V87H154V89H155ZM158 88L162 90L163 87L161 86V88H160V87H158ZM165 88H167V87H165ZM165 88H164V89H165ZM172 88H173V87H172ZM189 88H190V87H189ZM230 88H231V87H230ZM78 89H79V88H78ZM174 89H176V88H174ZM174 89H173V90H174ZM187 89H188V88H187ZM192 89H193V88H192ZM209 89H211V88H209ZM68 90H70V89H68ZM121 90H122V89H121ZM132 90H133V89H132ZM165 90H166V89H165ZM179 90H180V89H179ZM184 90H185V89H184ZM184 90H182V92H183ZM200 90H201V89H200ZM218 90H219V89H218ZM233 90H234V89H233ZM75 91H77V90H75ZM144 91H145V90H144ZM146 91H148V90H146ZM146 91H145V92H146ZM150 91H151V90H150ZM152 91H153V90H152ZM154 91H155V90H154ZM159 91H160V90H159ZM159 91H158V92H159ZM195 91H196V90H195ZM77 92H78V91H77ZM145 92H144V93H145ZM166 92H168V90H167ZM182 92H181V93H182ZM186 92H189V90L186 91ZM198 92H199V91H198ZM211 92H212V90H211ZM214 92H215V91H214ZM218 92H219V91H218ZM218 92H216L217 95H218ZM231 92H232V90H231ZM237 92H238V91H237ZM68 93H69V92H68ZM127 93H129V92H127ZM148 93H149V92H148ZM156 93H157V92H156ZM159 93H160V92H159ZM171 93H172V92H171ZM175 93H176V92H175ZM177 93H178V92H177ZM219 93H220V92H219ZM224 93H225V92H224ZM224 93H223V94H224ZM263 93H264V92H263ZM83 94H84V92H83ZM141 94H142V93H141ZM149 94H150V93H149ZM200 94H201V93H200ZM208 94H209V93H208ZM214 94H215V93H214ZM132 95H133V93H132ZM147 95H148V94H147ZM167 95H170V94L167 93ZM167 95H166V96H167ZM177 95H178V94H177ZM184 95H185V93H184ZM204 95H205V94H204ZM212 95H213V94L210 93V96H212ZM217 95H215V96L217 97ZM225 95H226V94H225ZM231 95H232V94H231ZM108 96H109V95H108ZM124 96H125V95H124ZM137 96H138V95H137ZM141 96H142V95H141ZM182 96H183V95L181 94V97H182ZM202 96H203V95H202ZM202 96H199V97L202 98ZM218 96H219V95H218ZM220 96H221V95H220ZM222 96H223V95H222ZM222 96H221V97H222ZM263 96H264V95H263ZM73 97H74V96H73ZM127 97H128V96H127ZM144 97H146V96H144ZM148 97H149V96H148ZM171 97H172V96H171ZM175 97H176V96H175ZM179 97H180V96H179ZM181 97H180V98H181ZM229 97H230V96H229ZM242 97H243V96H242ZM261 97H262V96H261ZM261 97H260V98H261ZM158 98L161 99V98H165V97H161V96H160V97H158ZM176 98H177V97H176ZM180 98H179V99H180ZM182 98H183V97H182ZM204 98H205V97H204ZM166 99L168 100V98H166ZM173 99H174V97H173ZM179 99H178V101H180ZM184 99H185V97H184ZM198 99H199V98H198ZM213 99H214V98H213ZM221 99L223 100V97H222ZM72 100H73V99H72ZM75 100H76V99H75ZM152 100H153V99H152ZM176 100H177V99H176ZM215 100H216L215 102L218 101L217 98H216ZM222 100H221V101H222ZM228 100H230V99H228ZM158 101H159V100H158ZM158 101H157V102H158ZM162 101H163V100H162ZM205 101H206V100H205ZM213 101H214V100H213ZM225 101H226V100H225ZM234 101H235V100H234ZM263 101H264V100H262V102H263ZM73 102L75 103V101H73ZM155 102H156V101H155ZM155 102H153V104H154ZM183 102H184V101H183ZM218 102H220V101H218ZM232 102H233V101H232ZM165 103L168 104L169 102H168V103L165 102ZM184 103H185V102H184ZM225 103H226V102H224V104H225ZM75 104H76V103H75ZM149 104H150V102H149ZM158 104H159V103H158ZM166 104H165V105H166ZM180 104L182 105L181 102H180ZM200 104H201V103H200ZM200 104H199V105H200ZM209 104H210V103H209ZM216 104H217V103H216ZM219 104H220V103H219ZM230 104H231V103H230ZM147 105H148V103H147ZM154 105H155V104H154ZM156 105H157V104H156ZM156 105H155V106H156ZM159 105H161V103H160ZM174 105H175V104H174ZM184 105H186V104H184ZM207 105H208V104H207ZM163 106H164V105H163ZM171 106H172V104H171ZM175 106H176V105H175ZM188 106H189V105H188ZM225 106H226V105H225ZM90 107H91V106H90ZM158 107H159V106H158ZM160 107H161V106H160ZM166 107H167V105H166ZM169 107H170V105H169ZM177 107H178V106H177ZM177 107H176V109H177ZM182 107H183V106H182ZM210 107H211V106H210ZM254 107H255V106H254ZM259 107H260V106H259ZM259 107H258V108H259ZM71 108H72V107H71ZM171 108H172V107H171ZM183 108H184V107H183ZM262 108H263V107H262ZM154 109H155V107H154ZM165 109H166V108H165ZM165 109H164V110H165ZM167 109H168V108H167ZM172 109H173V108H172ZM189 109H190V107H189ZM219 109H220V108H219ZM256 109H257V108H256ZM69 110H70V109H69ZM181 110H182V112H184L183 109H181ZM181 110H180V111H181ZM190 110H192V109H190ZM206 110H207V109H206ZM257 110H258V109H257ZM259 110H261V109H259ZM235 111H236V108H235ZM255 111H256V110H255ZM262 111H263V110H262ZM70 112H71V111H70ZM148 112H149V111H148ZM161 112H162V111H161ZM168 112H169V111H168ZM171 112H172V111H171ZM178 112H179V111H178ZM190 112H191V111H190ZM240 112H241V111H240ZM56 113H57V112H56V108L53 106V107H50V108H49V111H48V114H47V115H48L49 118H52V117H54V116L56 115ZM158 113H160V112H158ZM173 113H175V112H173ZM237 113H238V112H237ZM237 113H236V114H237ZM256 113H257V112H256ZM256 113H255V114H256ZM63 114H64V113H63ZM162 114H163V112H162ZM165 114H168V113L166 112ZM171 114H172V113H171ZM177 114H178V113H177ZM179 114H180V113H179ZM193 114H194V113H193ZM239 114H240V113H239ZM257 114H258V113H257ZM260 114H261V112H260ZM263 114H264V112H263ZM155 115H156V114H155ZM159 115H160V114H159ZM175 115H176V114H175ZM175 115H174V116H175ZM187 115H188V114H187ZM194 115H195V114H194ZM234 115H235V114H234ZM36 116H37V114H34V117H36ZM160 116H161V115H160ZM162 116H164V115H162ZM168 116H170V115H168ZM171 116L173 117V115H171ZM183 116H184V115H183ZM192 116H193V115H192ZM260 116H261V115H260ZM58 117H59V116H58ZM83 117H84V116H83ZM165 117H166V116H165ZM176 117H177V116H176ZM187 117H188V116H187ZM187 117H186V118H187ZM196 117H197V116H196ZM230 117H231V116H230ZM55 118H56V117H55ZM156 118H157V117H156ZM161 118H162V117H160V119H161ZM169 118H170V117H169ZM182 118H183V119H182ZM182 118H181V119L184 120V117H182ZM186 118H185V119H186ZM247 118H248V117H247ZM256 118H257V117H256ZM93 119H94V118H93ZM160 119H159V120L156 119V120L160 121ZM166 119H167V118H166ZM171 119H172V118H171ZM173 119H174V118H173ZM193 119H194V118H193ZM193 119H192V120H193ZM253 119H255V118H253ZM53 120H54V119H53ZM53 120H52V122H53ZM68 120H69V119H68ZM156 120H155V121H156ZM169 120H170V119H169ZM190 120H191V119H190ZM215 120H216V119H215ZM69 121L72 122V120H69ZM99 121H100V120H99ZM179 121H180V120H179ZM184 121H185V120H184ZM250 121H251V119H250ZM252 121H253V120H252ZM252 121H251V122H252ZM52 122H51V124H53ZM60 122H61V121H60ZM156 122H157V121H156ZM188 122H189V121H188ZM55 123H56V122H55ZM73 123H74V122H73ZM75 123H76V122H75ZM75 123H74V124H75ZM77 123H78V122H77ZM154 123H155V122H154ZM163 123H164V122H163ZM191 123H192V122H191ZM208 123H209V122H208ZM213 123H214V122H212V126H214V124H215V123H214V124H213ZM226 123H227V122H226ZM249 123H250V122H249ZM44 124H45V123H44ZM70 124H71V123H70ZM182 124H183V123H182ZM200 124H201V123H200ZM206 124H207V123H206ZM210 124H211V122H210ZM219 124H221V123H219ZM35 125H36V124H35ZM40 125H41V124H40ZM54 125H55V124H54ZM71 125H72V124H71ZM86 125H87V124H86ZM155 125H156V124H155ZM192 125H193V124H192ZM261 125H262V124H261ZM41 126H42V125H41ZM68 126L71 127L70 125H68ZM80 126H82V125H80ZM87 126H90V125H87ZM184 126H185V122H184ZM201 126H202V125H201ZM203 126H204V125H203ZM209 126H210V125H209ZM38 127H40V126H38ZM38 127H37V128H38ZM47 127H48V126H47ZM195 127H197V126H195ZM207 127H208V126H207ZM216 127H218V126H216ZM220 127H221V126H220ZM258 127H259V126H258ZM262 127H263V126H262ZM35 128H36V127H35ZM41 128H42V127H41ZM63 128H64V127H63ZM67 128H68V127H67ZM72 128H74V127H72ZM188 128H189V127H188ZM203 128H204V127H203ZM221 128H223V127H221ZM252 128H254V127H252ZM260 128H261V127H260ZM0 129H1V128H0ZM2 129H3V127H2ZM50 129H51V127H50ZM64 129H66V127H65ZM70 129H71V128H70ZM149 129H150V128H149ZM194 129H195V128H194ZM198 129H199V128H198ZM198 129H196V130H198ZM207 129H208V128H207ZM211 129H214V128H211ZM219 129H220V128H219ZM36 130H37V129H36ZM61 130H62V129H61ZM71 130H74V129H71ZM174 130H175V129H174ZM215 130H216V128H215ZM31 131H32V130H31ZM38 131H40V130L38 129ZM65 131H66V130H64L63 132L65 133ZM74 131H75V132H72V133L75 134V133H76V129H75ZM204 131H205V130H204ZM216 131H217V130H216ZM216 131L213 130L212 132H215V133H216ZM1 132H2V130H1ZM69 132H71V131L69 130ZM77 132H78V131H77ZM80 132H81V131H80ZM93 132H94V131H93ZM194 132H195V131H194ZM212 132H210V133H212ZM222 132H223V131H222ZM45 133H46V132H45ZM49 133H50V132H48V135H49ZM172 133H173V132H172ZM200 133H201V132H200ZM247 133H248V132H247ZM251 133H252V132H251ZM260 133H261V132H260ZM40 134H41V133H40ZM173 134H174V133H173ZM173 134H172V135H173ZM180 134H181V133H179V135H180ZM216 134H217V133H216ZM42 135H45V134L43 133ZM48 135H47V136H48ZM206 135H207V134H206ZM210 135H213V134H210ZM222 135H223V134H222ZM222 135H221V137H222ZM253 135H255V134H253ZM30 136H32V135H30ZM54 136H55V135H54ZM61 136H62V134H61ZM64 136H65V135H64ZM178 137H179V136H178ZM188 137H189V136H188ZM211 137H212V136H211ZM215 137H216V136H215ZM30 138H31V137H30ZM53 138H55V137H53ZM69 138H70V137H69ZM69 138H68V139H69ZM82 138H83V137H82ZM123 138H124V137H123ZM173 138H174V137H173ZM175 138H177V137H175ZM179 138H180V137H179ZM181 138H182V137H181ZM189 138H190V137H189ZM217 138H218V137H217ZM41 139H43V138H41ZM47 139H48V138H47ZM50 139H51V138H49V140H50ZM70 139H71V138H70ZM72 139H73V138H72ZM177 139H178V138H177ZM219 139H220V138H219ZM250 139H251V138H250ZM253 139H254V136H253ZM64 140H65V138H64ZM64 140H63V141H64ZM185 140H186V139H185ZM220 140H221V139H220ZM251 140H252V139H251ZM0 141H1V139H0ZM50 141H51V140H50ZM74 141H75V140H74ZM176 141H177V140H176ZM190 141H191V140H190ZM215 141H216V140H215ZM225 141H226V140H225ZM249 141H250V140H249ZM257 141H258V140H257ZM261 141H262V140H261ZM263 141H264V140H263ZM19 142H20V141H19ZM36 142H37V141H36ZM180 142H182L181 139H180ZM198 142H199V141H198ZM251 142L254 143L253 140H252ZM23 143H24V142H23ZM25 143H26V142H25ZM27 143H28V142H27ZM48 143H49V142H48ZM59 143H61L60 140H59ZM177 143H178V142H177ZM183 143H184V142H183ZM210 143H211V142H210ZM215 143H217V141H216ZM255 143H256V142H255ZM255 143H254V144H255ZM31 144H32V143H30L29 145H31ZM175 144H176V143H175ZM175 144H174V145H175ZM189 144H190V142H189ZM193 144H194V142H193ZM201 144H202V143H201ZM213 144H214V143H213ZM217 144H219V143H217ZM258 144H259V143H258ZM14 145H15V144H14ZM17 145H18V144H17ZM20 145H21V144H20ZM74 145H75V144H74ZM182 145H183V144H181V146H182ZM185 145H186V144H185ZM190 145H192V143H191ZM198 145H199V143L197 144V147H196V148H198ZM263 145H264V142H263ZM71 146H73V144H72ZM186 146H187V145H186ZM186 146H185V148L188 147V146H187V147H186ZM210 146H211V145H210ZM212 146H213V145H212ZM257 146H258V145H257ZM24 147H25V146H24ZM124 147H125V146H124ZM174 147H175V146H174ZM258 147H260V146H258ZM261 147H262V146H261ZM261 147H260V148H261ZM91 148H92V147H91ZM194 148H195V147H194ZM208 148H209V147H208ZM220 148H221V147H220ZM14 149H15V148H14ZM20 149H21V148H20ZM31 149H32V148H31ZM37 149H39V148H37ZM40 149H41V148H40ZM109 149H112L111 146H110ZM162 149H163V148H162ZM177 149H180V148H177ZM177 149H176V150H177ZM190 149L192 150V148H190ZM190 149H188V150H190ZM26 150H27V149H26ZM42 150H43V149H42ZM131 150H132V149H131ZM176 150H175V151H176ZM180 150H182V148H181ZM188 150H187V151H188ZM191 150H190V151H191ZM206 150H207V152H208L209 149H206ZM22 151H23V150H22ZM83 151H85V150H83ZM107 151H108V150H107ZM111 151H112V150H111ZM171 151H172V150H171ZM194 151H197V150H194ZM218 151H219V150H218ZM229 151H230V150H229ZM24 152H26V151H24ZM168 152H169V151H168ZM177 152H178V150H177ZM180 152H182V151H180ZM213 152H214V151H213ZM213 152H212V153H213ZM222 152H223V151H222ZM192 153H193V152H192ZM241 153H242V152H241ZM46 154H47V153H46ZM111 154H112V153H111ZM172 154H173V153H172ZM187 154H189V153H187ZM194 154H195V153H194ZM197 154H198V153H197ZM207 154H208V153H207ZM207 154L205 153L206 156H207ZM164 155H165V152H164ZM174 155H175V154H174ZM180 155H181V154L179 153V156H180ZM33 156H34V155H33ZM39 156H41V155L39 154ZM43 156H44V155H43ZM179 156H178V157H179ZM213 156H214V154L212 155V157H213ZM30 157H32V155H31ZM30 157H29V158H30ZM54 157H55V156H54ZM117 157H118V156H117ZM184 157H185V156H184ZM202 157H203V156H201V158H202ZM209 157H210V156H209ZM226 157H227V156H226ZM1 158H2V157H1ZM38 158H39V157H38ZM48 158H49V157H48ZM97 158H99V157H97ZM97 158H96V159H97ZM165 158H166V157H165ZM169 158H170V157H169ZM169 158H168V159H169ZM172 158H173V157H172ZM175 158H176V157H175ZM189 158H191V157H189ZM189 158H188V159H189ZM39 159H40V158H39ZM124 159H126V158H124ZM154 159H155V158H154ZM181 159H182V157H181ZM188 159H187V160H188ZM193 159H194V157H193ZM193 159H191V161H193ZM218 159H219V158H218ZM37 160H38V159H37ZM50 160H51V158H50ZM128 160H129V159H128ZM132 160H133V159H132ZM152 160H153V158H152ZM158 160H159V159L156 160V163H157ZM219 160H220V163L223 162V160H221V159H219ZM219 160H218V161H219ZM5 161H6V160H5ZM39 161H41V160H39ZM39 161H38V162H39ZM95 161H96V163H97V160H95ZM98 161H99V160H98ZM123 161H124V160H123ZM154 161H155V160H154ZM168 161H169V160H168ZM173 161H174V160H173ZM185 161H186V159H185ZM201 161H202V160H201ZM221 161H222V162H221ZM226 161H227V160H226ZM162 162H164V160H163ZM171 162H172V161H171ZM202 162H203V161H202ZM204 162H205V161H204ZM152 163H153V161H152ZM154 163H155V162H154ZM158 163H160V162L158 161ZM164 163H166V162H164ZM164 163H161V164H164ZM172 163H175V162H172ZM218 163H219V162H218ZM90 164H91V163H90ZM166 164H168V163H166ZM166 164L164 165V167L166 166ZM176 164H177V162H176ZM176 164H175V165H176ZM185 164H186V163H185ZM193 164H194V163H193ZM193 164H192V165H193ZM200 164H201V163H200ZM222 164H224V162H223ZM38 165H39V164H38ZM80 165H81V164H80ZM156 165H157V164H156ZM159 165H160V164H159ZM159 165H157V166H159ZM181 165H183V164H181ZM197 165L199 166V164H197ZM201 165H203V164H201ZM204 165H205V164H204ZM213 165H214V164H213ZM215 165H216V164H215ZM215 165H214V166H215ZM217 165H218V164H217ZM219 165H220V164H219ZM227 165H228V164H227ZM17 166H18V164H17ZM32 166H33V165H32ZM43 166H44V165H43ZM161 166H162V165H161ZM161 166H160L159 168H161ZM173 166H174V165H173ZM173 166L171 165V167H173ZM185 166H187V165H185ZM185 166H184V167H185ZM195 166H196V165H195ZM195 166H194V167H195ZM198 166H197V167H198ZM205 166H206V165H205ZM209 166H210V165H209ZM45 167H46V166H45ZM45 167H44V168H45ZM86 167H89V166H86ZM128 167H129V166H128ZM153 167H155V166L153 165ZM166 167H167V166H166ZM171 167H169V168H171ZM184 167H183V168H184ZM191 167H192V166H191ZM194 167H193V168H194ZM202 167H203V166H202ZM202 167H201V168H202ZM206 167H207V166H206ZM212 167H213V166H212ZM220 167H221V166H220ZM224 167H225V166H224ZM232 167H233V166H232ZM81 168H82V167H81ZM89 168H90V167H89ZM92 168H93V167H92ZM108 168H109V167H108ZM187 168H188V167H187ZM189 168H190V166H189ZM193 168H192V169H193ZM216 168H218V166H217ZM225 168H226V167H225ZM229 168H230V166H229ZM261 168H262V166H261ZM19 169H20V168H19ZM34 169H35V168H34ZM48 169H49V168H48ZM48 169H47V170H48ZM50 169H51V168H50ZM50 169H49V170H50ZM55 169H56V168H55ZM68 169H69V168H68ZM72 169H73V168H72ZM100 169H101V168H100ZM127 169H128V168H127ZM130 169H131V168H130ZM202 169H203V168H202ZM202 169H200V170H202ZM205 169H206V168H205ZM208 169H209V168H208ZM208 169H207V170H208ZM212 169L216 170L215 168H212ZM212 169H211V170H212ZM226 169H228V168H226ZM35 170H36V169H35ZM41 170H42V169H41ZM52 170H53V169H52ZM80 170H81V169H80ZM161 170H162V172L165 171V170H163V167H162ZM188 170H189V169H188ZM193 170H194V169H193ZM196 170H197V169H196ZM196 170H195V171H196ZM200 170H199V168H198V172H199ZM217 170H218V169H217ZM217 170H216V171H217ZM221 170H222V169H221ZM240 170H241V169H240ZM245 170H246V169H245ZM60 171H61V170H60ZM97 171H98V170H97ZM99 171H100V170H99ZM99 171H98V172H99ZM136 171H137V170H136ZM168 171H170V169H169ZM183 171H184V170H183ZM186 171H187V169H186ZM191 171H192V170H191ZM191 171H189V172H191ZM233 171L235 172V170H233ZM242 171H243V170H241V172H242ZM34 172H35V171H34ZM53 172H54V171H53ZM66 172H67V171H66ZM93 172H94V171H93ZM109 172H110V171H109ZM187 172H188V171H187ZM187 172L184 173V174L186 175ZM212 172H213V171H211V173H212ZM228 172H229V171H228ZM228 172H226L225 174L227 175ZM244 172H245V171H244ZM248 172H249V171H248ZM13 173H14V172H13ZM41 173H42V172H41ZM49 173H50V172H49ZM69 173H71V172H69ZM126 173H128V172H126ZM222 173H224V172H222ZM235 173H236V172H235ZM59 174H60V173H59ZM61 174H64V175H65V173H63L62 171H61ZM61 174H60V175H61ZM74 174H75V173H74ZM111 174H112V173H111ZM194 174L197 175V172L194 173ZM203 174H204V172H203ZM236 174L239 175V173H236ZM236 174H235V175H236ZM15 175H16V174H15ZM57 175H58V173H57ZM60 175H59V176H60ZM66 175H67V174H66ZM102 175H103V174H102ZM181 175H182V174H181ZM199 175H200V173H199ZM201 175H202V174H201ZM215 175H216V174H215ZM221 175H224V174H221ZM228 175H229V174H228ZM235 175L233 176V178H235ZM238 175H237V176H238ZM253 175H254V174H253ZM55 176H56V175H55ZM112 176H113V175H112ZM177 176H178V175H177ZM186 176H187V175H186ZM188 176H190V173H189ZM188 176H187V177H188ZM205 176H206V175H205ZM207 176H208V175H207ZM207 176H206V177H207ZM218 176L220 177V175H218ZM250 176H251V175H250ZM250 176H249V177H250ZM70 177H71V174H70ZM104 177H106V176H104ZM187 177H186V178H187ZM200 177H201V176H200ZM202 177H203V176H202ZM202 177L200 178V180L202 179ZM208 177H209V176H208ZM216 177H217V176H216ZM230 177H231V176H230ZM65 178H66V177H65ZM68 178H69V177H68ZM73 178H75L74 175H73ZM149 178H151V177H149ZM189 178H190V177H189ZM196 178H197V177H196ZM203 178H204V177H203ZM222 178H223V176H222ZM225 178H226V177H225ZM231 178H232V177H231ZM2 179H3V178H2ZM76 179H77V178H76ZM94 179H95V178H94ZM106 179H107V178H106ZM146 179H148V177H147ZM170 179H172V178H170ZM173 179H174V178H173ZM176 179H177V178H176ZM180 179H181V178L179 177V181H180ZM183 179H185V178H183ZM187 179H188V178H187ZM208 179H209V178H208ZM212 179H213V178H212ZM227 179H228V178H226V180H225V179H224V180L227 181ZM235 179H236V178H235ZM74 180H75V179H74ZM80 180H82V179H80ZM138 180H140V179L138 178ZM150 180H151V179H150ZM153 180H154V178H153ZM191 180H192V179H191ZM191 180H190V181H191ZM198 180H199V178H198ZM230 180H231V179H230ZM241 180H242V179H241ZM52 181H53V179H52ZM96 181H98L97 178H96ZM166 181H167V180H166ZM174 181H175V180H174ZM181 181H182V180H181ZM209 181H210V180H209ZM213 181H214V180H213ZM228 181H229V179H228ZM228 181H227V182H228ZM235 181H237V180H235ZM243 181H244V180H243ZM245 181H246V180H245ZM98 182H99V181H98ZM138 182H139V181H138ZM140 182L142 183V182H144V181H143V180H140ZM151 182H152V181H151ZM153 182H154V181H153ZM172 182H173V181H172ZM176 182H177V181H176ZM196 182H197V181H196ZM199 182H200V181H198V183H199ZM246 182H247V181H246ZM251 182H252V181H251ZM256 182H257V181H256ZM256 182H254V183H256ZM10 183H11V182H10ZM69 183H70V182H69ZM77 183H79V182H77ZM134 183H135V182H133V184H134ZM145 183H146V182H145ZM149 183H150V182H149ZM155 183H156V182H155ZM161 183H162V182H161ZM166 183H167V182H166ZM178 183H179V182H178ZM215 183H216V182H215ZM225 183H226V182H225ZM225 183H224V184H225ZM238 183H239V182H238ZM1 184H2V183H1ZM3 184H4V183H3ZM100 184H101V183H100ZM143 184H144V183H143ZM151 184H152V183H151ZM151 184H150V185L148 184V186H151ZM153 184H154V183H153ZM168 184L171 185L172 183L170 184V182H168ZM182 184H183V183H182ZM184 184H185V183H184ZM210 184H211V183H210ZM210 184H208V185H210ZM213 184H214V183H213ZM220 184H221V183H220ZM220 184H219V185H220ZM241 184H242V183H241ZM251 184L253 185V183H251ZM9 185H10V184H9ZM24 185H25V184H24ZM81 185H82V184H81ZM98 185H99V184H98ZM135 185H136V183H135ZM165 185H166V184H165ZM185 185H186V184H185ZM185 185L182 186V187H186ZM188 185H190V184L188 183ZM191 185H193V184L191 183ZM198 185H199V184H198ZM198 185L196 184V187H197V188H198ZM202 185H203V184H202ZM205 185H206V184H205ZM222 185H223V184H222ZM78 186H79V185H78ZM87 186H88V185H87ZM125 186H126V185H125ZM137 186H139V185H137ZM158 186H159V185H158ZM160 186H161V185H160ZM162 186H163V185H162ZM166 186H168V185H166ZM178 186H179V185H178ZM210 186H211V185H210ZM213 186H214V185H213ZM253 186H254V185H253ZM255 186H256V185H255ZM261 186H262V185H261ZM97 187H98V186H97ZM127 187H128V186H127ZM151 187H152V186H151ZM164 187H165V186H164ZM173 187H174V186H173ZM175 187H176V186H175ZM224 187H225V186H224ZM238 187H239V185H238ZM247 187H248V186H247ZM6 188H7V186H6ZM6 188H5V189H6ZM157 188H158V187H157ZM159 188H160V187H159ZM179 188H180V187H179ZM179 188H178V189H179ZM188 188H189V187H186V189H188ZM211 188H212V187H211ZM213 188H214V187H213ZM216 188H218V187H216ZM226 188H228V185H227ZM248 188H249V187H248ZM257 188H258V187H257ZM78 189H79V188H78ZM87 189H89V188L87 187ZM153 189H154V188H153ZM160 189H161L160 192L162 193V189H164V188H160ZM160 189H159V190H160ZM166 189H167V188H166ZM173 189H174V188H173ZM175 189H176V188H175ZM175 189H174V192H175ZM242 189H243V188H242ZM260 189H263V188H260ZM6 190H7V189H6ZM107 190H109V189H107ZM107 190H106V191H107ZM155 190H156V189H155ZM168 190H169V192H170V189H168ZM180 190H181V188H180ZM180 190H179V192H183V191H180ZM182 190H183V189H182ZM197 190H198V189H197ZM197 190H196V191H197ZM206 190H207V189H206ZM219 190H220V189H219ZM224 190H225V189H224ZM252 190H254V189H252ZM4 191H5V190H4ZM11 191H12V189L10 190V192H11ZM86 191H87V190H86ZM128 191H129V190H128ZM153 191H154V190H153ZM171 191H173V190H171ZM212 191H213V190H212ZM214 191H215V190H214ZM220 191H221V190H220ZM245 191H246V190H245ZM249 191H250V189H249ZM141 192H142V191H141ZM154 192H155V191H154ZM156 192H157V191H156ZM160 192H157V193H158V194H157L158 196L161 194ZM188 192H189V191H188ZM215 192H216V191H215ZM232 192H233V191H232ZM259 192H260V191H259ZM3 193H4V192H3ZM8 193H9V192H8ZM84 193L86 194V192H84ZM103 193H104V195H105V191H104ZM142 193H143V192H142ZM151 193H152V190H151ZM151 193H150V194H151ZM159 193H160V194H159ZM163 193H164V192H163ZM171 193H172V192H171ZM191 193H192V191H191ZM209 193H210V192H209ZM212 193H213V192H212ZM216 193H219V192H216ZM226 193L228 194V191H227ZM233 193H234V192H233ZM233 193H232V194H233ZM244 193H246V192H244ZM107 194H108V193H107ZM150 194H149V195H150ZM165 194H166V193H165ZM178 194H180V193H178ZM178 194H177V196H178ZM188 194H190V193H188ZM254 194H256V193H253V195H254ZM7 195H8V194H7ZM54 195H55V194H54ZM83 195H84V194H83ZM144 195H146V194H144ZM168 195H169V194H168ZM181 195H182V193H181ZM195 195H196V194H195ZM201 195H202V194H201ZM201 195H200V197H199L200 199H201ZM204 195H205V197H206V194H204ZM204 195H203V196H204ZM212 195H213V194L209 195L208 197L211 196L212 198H214ZM214 195H215V194H214ZM221 195H222V194H221ZM228 195H231V194H228ZM242 195H243V194L241 193L240 196H239V198H240ZM261 195H262V193H261ZM263 195H264V194H263ZM10 196H11V195H10ZM10 196H9V197H10ZM56 196H57V195H56ZM56 196H55V197H56ZM140 196H141V195H140ZM150 196H152V195H150ZM154 196H156V195L154 194ZM154 196H152V198H153ZM158 196H156V198H155L156 201H157V197H158ZM163 196H164V195H163ZM163 196L161 195V197H163ZM165 196H166V195H165ZM183 196H186V195H183ZM197 196H199L198 193H197ZM231 196H232V195H231ZM236 196H237V195H236ZM247 196H248V195H247ZM5 197H6V196H5ZM45 197H46V196H45ZM108 197H110V195H109ZM136 197H138V196H136ZM144 197H145V196H144ZM147 197H149V196H147ZM168 197H169V196H168ZM170 197H171V195H170ZM175 197H176V196H175ZM175 197L172 198L173 201H174ZM179 197H180V196H179ZM181 197H182V196H181ZM189 197H190V196H189ZM192 197H193V194H192ZM217 197H218V196H217ZM223 197L226 198V196H224V195H223ZM244 197H245V195H244ZM252 197H253V196H252ZM261 197H263V196H261ZM22 198H23V197H22ZM140 198H141V197H140ZM228 198H230V197H228ZM246 198H247V197H246ZM5 199H7V198H5ZM10 199H11V197H10ZM20 199H21V198H20ZM31 199H32V197H31ZM90 199H91V198H90ZM109 199H110V198H109ZM111 199H114V197L111 198ZM115 199H116V198H115ZM115 199H114V201H115ZM143 199H144V198H143ZM143 199H142V200H143ZM166 199H167V198H166ZM181 199H182V198H181ZM183 199H184V198H183ZM189 199H190V198H189ZM193 199H195V197H194ZM197 199H198V198L195 199L196 202L198 201ZM200 199H199V202H200ZM205 199H206V198H204V201H207V200H205ZM217 199H218V198H217ZM231 199H232V198H231ZM241 199H242V198H241ZM250 199H251V198H250ZM252 199H253V198H252ZM262 199H263V198H262ZM17 200H19V198H17ZM126 200H127V199H126ZM148 200H149V198H148ZM162 200H163V199H162ZM162 200H161V201H162ZM164 200H165V199H164ZM170 200H171V199H170ZM176 200H177V199H176ZM176 200H175V201H176ZM208 200H209V198H208ZM211 200H212V199H210V201H211ZM218 200H219V199H218ZM225 200H227V199H225ZM229 200H230V199H229ZM229 200H228V202H229ZM247 200H249V199L247 198ZM253 200H254V199H253ZM10 201H11V200H10ZM22 201H24V200L21 199V203H22ZM153 201H154V199H153ZM178 201H179V200H178ZM204 201H203V202H204ZM234 201H235V200H234ZM254 201H255V200H254ZM259 201L261 202V200H259ZM262 201H263V200H262ZM3 202H4V200H3ZM8 202H9V201H8ZM110 202H111V201H110ZM117 202H118V201H117ZM120 202H122V200H121ZM120 202H119V203H120ZM148 202H150V200H149ZM148 202H146V203H148ZM158 202H159V201H158ZM162 202H163V201H162ZM164 202H165V201H164ZM164 202H163V206H164ZM196 202H195V203H196ZM212 202H213V201H212ZM236 202H239V199H238V201H236ZM251 202H252V201H251ZM69 203H70V202H69ZM78 203H79V201H78ZM135 203H136V202H135ZM139 203H140V202H139ZM141 203H142V202H141ZM152 203H153V202H152ZM165 203H166V202H165ZM175 203H177V202H175ZM191 203H193V202H191ZM197 203H198V202H197ZM207 203H208V202H207ZM214 203H216V202H214ZM214 203H213V204H214ZM221 203H223V200H222ZM253 203H254V202H253ZM19 204H20V202H19ZM27 204H28V202H27ZM27 204L25 203V205H27ZM104 204H105V202H104ZM108 204H109V203H107L105 206L107 207ZM136 204H137V203H136ZM142 204H143V203H142ZM157 204H159V203H157ZM161 204H162V203H161ZM167 204H170V202H168ZM167 204H166V205H167ZM205 204H206V203H205ZM213 204H212V205H213ZM217 204H218V203H217ZM236 204H239V203H236ZM255 204H256V203H255ZM263 204H264V203H263ZM6 205H8V204H6ZM144 205H146V204H143V206H144ZM147 205H148V204H147ZM152 205H153V204H152ZM155 205H156V204H155ZM155 205H154V207H155ZM159 205H160V204H159ZM171 205H174V204H171ZM177 205H178V204H177ZM179 205H180V204H179ZM187 205H188V204H187ZM200 205H201V204H200ZM209 205H210V204H209ZM16 206H17V205H16ZM34 206H35V205H34ZM56 206H57V205H56ZM92 206H93V205H92ZM95 206H96V205H95ZM113 206H114V203H113ZM116 206H117V205H116ZM141 206H142V205H141ZM143 206H142V207H143ZM150 206H151V204H150ZM163 206H162V207H163ZM180 206H181V205H180ZM205 206H206V205H205ZM205 206H204V207H205ZM210 206H211V205H210ZM214 206H215V205H214ZM234 206H235V205H234ZM239 206H240V205H239ZM260 206H262V204H261ZM18 207H19V206H18ZM21 207L23 208V204H22ZM25 207H26V206H25ZM28 207H29V206H28ZM38 207H39V206H38ZM108 207H109V206H108ZM119 207H120V206H119ZM122 207H123V205H122ZM142 207H141V209H142ZM156 207L159 208L160 206H159V207L156 206ZM166 207H167V206H166ZM170 207H171V206H170ZM173 207H174V206H173ZM207 207H208V206H207ZM216 207H219V206H216ZM232 207H233V206H232ZM246 207H247V206H246ZM251 207H252V206H251ZM0 208H1V206H0ZM8 208H9L8 210H12V209H10V206H9ZM22 208H21V209H22ZM36 208H37V207H36ZM40 208H41V207H40ZM60 208H62V207H60ZM146 208H147V206H146ZM160 208H161V207H160ZM168 208H169V207H168ZM221 208H222V209H221ZM233 208H237V206H236V207H233ZM240 208H241V207H240ZM240 208L238 207L237 209H240ZM6 209H7V208H6ZM25 209H26V208H25ZM27 209H28V208H27ZM56 209L58 210V208H56ZM81 209H82V208H81ZM110 209H113V208H110ZM121 209H122V208H121ZM121 209H120V210H121ZM153 209H154V208H153ZM163 209H164V208H163ZM166 209H167V208H166ZM187 209H189V205H188ZM193 209H194V207H193ZM199 209H200V208H199ZM210 209H211V208H210ZM215 209H216V208H215ZM217 209H218V208H217ZM219 209H221V211H218V213H216V215L219 214V212H220V215H222V220H223V221H224V219L226 220L225 215L227 216V214L229 213V212H228V209H229V208L227 209V205H226V204L224 205V203H223V207H219ZM230 209H231V207H230ZM237 209H236V210H237ZM255 209H256V208H255ZM263 209H264V207H263ZM0 210H1V209H0ZM98 210H99V209H98ZM126 210H127V209H126ZM135 210H136V209H135ZM157 210H158V209H157ZM161 210H162V208H161ZM194 210H195V209H194ZM236 210L231 211L232 214H233ZM240 210H242V209H240ZM245 210H246V209H245ZM1 211H2V210H1ZM21 211L23 212L24 210H21ZM26 211H28V210H26ZM30 211H31V210H30ZM34 211H36V210H34ZM136 211H137V210H136ZM136 211H135V212H136ZM147 211H148V209H147ZM212 211H213V210H212ZM229 211H230V210H229ZM242 211H243V210H242ZM247 211H248V210H247ZM2 212H3V211H2ZM7 212H10V211H7ZM19 212H20V210H19ZM40 212H41V211H40ZM44 212H45V211H44ZM44 212H42V213H43V214H42L43 216H44ZM137 212H138V211H137ZM137 212H136V213H137ZM149 212H150V211H149ZM154 212H156V211H154ZM154 212H153V213H154ZM163 212H164V211H163ZM166 212H167V211H166ZM196 212H197V211H196ZM205 212L208 213L209 211L205 210ZM210 212H211V211H210ZM253 212H254V211H253ZM253 212H252V213H253ZM259 212H261V210H260ZM27 213H28V212H26V214H27ZM30 213H31V212H30ZM130 213H131V212H130ZM170 213H171V212H170ZM202 213L204 214V212L201 211V214H202ZM211 213H212V212H211ZM211 213H210V214H211ZM240 213H241V212H240ZM242 213H243V212H242ZM247 213H248V212H247ZM262 213H263V212H261V214H262ZM2 214H3V213H2ZM4 214H5V213H4ZM17 214H18V213H17ZM17 214H16V215H17ZM28 214H29V213H28ZM33 214H34V213H33ZM39 214H40V213H39ZM161 214H162V213H161ZM232 214H231V215H232ZM235 214H236V213H235ZM248 214H249V213H248ZM7 215H8V214H7ZM12 215H13V213H12ZM22 215H23V214H22ZM24 215H25V212H24ZM24 215H23V216H24ZM34 215H35V214H34ZM154 215H157V214H154ZM154 215H152V216H154ZM159 215H160V213L158 214V216H159ZM166 215H167V214H166ZM175 215H176V214H175ZM204 215H206V214H204ZM208 215H209V214H208ZM220 215H219V216H220ZM241 215H242V214H241ZM249 215H250V214H249ZM17 216H18V215H17ZM29 216H30V214H29ZM38 216H39V215H37V218H38ZM133 216H135V215H133ZM161 216H162V215H161ZM164 216H165V215H164ZM169 216L172 217L171 214H170ZM169 216H166V217L169 218ZM199 216H201V215H199ZM202 216H203V215H202ZM202 216H201V217H202ZM217 216H218V215H217ZM228 216H229V215H228ZM234 216H235V215H234ZM234 216H233V218L235 219ZM242 216H243V215H242ZM260 216H262V215H260ZM263 216H264V215H263ZM263 216H262V218H263ZM4 217H5V215H4ZM18 217H19V216H18ZM18 217H16V218H18ZM27 217H28V215H27ZM118 217H119V215H118ZM118 217H117V218H118ZM166 217H164V218H166ZM178 217H179V216H178ZM204 217H205V216H204ZM204 217H202V218H204ZM210 217H211V215H210ZM220 217H221V216H220ZM220 217H219V219H218L219 222L221 221V220H220ZM237 217H238V216H237ZM237 217H236V218H237ZM5 218H6V217H5ZM16 218L13 217L12 220H13V219L15 220ZM41 218H42V217H41ZM41 218H40V219H41ZM136 218H137V217H136ZM136 218H135V219L133 218V220H136ZM138 218H139V217H138ZM150 218H151V217H150ZM161 218H162V217H161ZM181 218H182V217H181ZM206 218H207V216H206ZM215 218H216V217H215ZM239 218H240V217H239ZM239 218H237V220H238ZM6 219L8 220V217H7ZM27 219H29V218H27ZM152 219H153V218H152ZM166 219H167V218H166ZM211 219H212V217H211ZM213 219H214V218H213ZM228 219H229V217H228ZM248 219H249V217H248ZM248 219H247V220H248ZM0 220H1V219H0ZM17 220H18V219H17ZM19 220H20V219H19ZM24 220H25V217H24ZM30 220H31V219H30ZM117 220H118V219H117ZM174 220H176V219H174ZM174 220H171V221H174ZM218 220H216L217 223H218ZM235 220H236V219H235ZM235 220H234V221H235ZM244 220H245V218H244ZM256 220H257V219H256ZM4 221H5V220H4ZM8 221H10V220H8ZM22 221H23V220H22ZM36 221H38V220H36ZM158 221H159V220H158ZM177 221H178V220H177ZM177 221H175V222H177ZM199 221H200V220H199ZM206 221H207V220H206ZM206 221H205V219H203V222L201 221L200 223H201V224H202V223L204 224V222H206ZM208 221H211L210 218H209ZM223 221H221V222L223 223ZM239 221H240V220H239ZM239 221H238V222H239ZM18 222H19V221H18ZM23 222H24V221H23ZM28 222H30V221H28ZM31 222H32V220H31ZM160 222L162 223L161 219H160ZM228 222H229V221H226V223H228ZM0 223H1V222H0ZM8 223H9V222H8ZM21 223H22V222H21ZM40 223H41V221H40ZM40 223H39V224H40ZM42 223H43V222H42ZM133 223H135V222H133ZM140 223H141V222H140ZM210 223H211V225H212V222H210ZM231 223H233V219H232ZM240 223H241V221H240ZM240 223H238V224H240ZM242 223H243V222H242ZM242 223H241V224H242ZM261 223H262V222H261ZM5 224H6V223H5ZM5 224H4V225H5ZM10 224H11V223H10ZM13 224H14V223H13ZM18 224H19V223H18ZM25 224H26V223H25ZM25 224H24V226L26 227ZM28 224H29V223H28ZM32 224H33V223H32ZM103 224H104V223H103ZM116 224H117V223H116ZM135 224H136V223H135ZM135 224H134V225H135ZM142 224H143V223H142ZM167 224H168V223H167ZM174 224H175V223H174ZM214 224H215V223H214ZM7 225H8V224H7ZM14 225H15V224H14ZM99 225H100V224H99ZM134 225H133V226H134ZM137 225H139V224H137ZM177 225H178V224H177ZM184 225H185V224H184ZM186 225H187V224H186ZM190 225H191V224H190ZM215 225H216V224H215ZM219 225H220V224H219ZM222 225H223V224H222ZM222 225H221V226H222ZM227 225H229V224H227ZM232 225H234V224H232ZM246 225H247V224H246ZM251 225H252V223H251ZM0 226H1V225H0ZM22 226H23V225H22ZM29 226H30V225H29ZM29 226H27V227H29ZM40 226H41V225H40ZM144 226H146V225H144ZM169 226H170V225H169ZM187 226H188V225H187ZM201 226H202V225H201ZM208 226H209V224H208ZM217 226H218V225H217ZM221 226H220V227H221ZM6 227H7V226H6ZM15 227L17 228L16 225H15ZM15 227H14V228H15ZM20 227H21V226H20ZM32 227H34V226H32ZM37 227H38V226H37ZM129 227H130V226H129ZM146 227H147V226H146ZM153 227H154V226H153ZM178 227H179V226H178ZM184 227H185V226H184ZM211 227H212V226H211ZM211 227H210V228H211ZM220 227H219V228H220ZM236 227H238V225H237ZM244 227H245V226H244ZM18 228H19V227H18ZM34 228H36V227H34ZM55 228H56V227H55ZM138 228H140V227H137V229H138ZM155 228H157V227H155ZM155 228H154V229H155ZM189 228H191V226H190ZM208 228H209V227H208ZM219 228H218V229H219ZM226 228H227V227H226ZM240 228H241V227H240ZM251 228H252V227H251ZM5 229H6V228H5ZM5 229H4V230H5ZM7 229L10 230L11 228H10V229L7 228ZM31 229H32V228H31ZM50 229H51V228H50ZM83 229H84V228H83ZM115 229H116V227H115ZM115 229H114V230H115ZM183 229H184V228H183ZM203 229H204V228H203ZM205 229H207V228H205ZM205 229H204V231H206ZM211 229H212V228H211ZM211 229H210V230H211ZM223 229H224V228H223ZM229 229H230V228H228V230H229ZM236 229H237V228H236ZM241 229H242V228H241ZM241 229H240V231H241ZM244 229H245V228H244ZM8 230H7V231H8ZM22 230H24V229H22ZM48 230H49V229H48ZM140 230H141V229H140ZM165 230H166V228H165ZM191 230H194V229L191 228ZM224 230H225V229H224ZM233 230H234V229H233ZM15 231H16V230H15ZM15 231H14V232H15ZM29 231H30V227H29ZM84 231H85V230H84ZM86 231H87V230H86ZM138 231H139V230H138ZM138 231H137V232H138ZM162 231H164V229H163ZM225 231H226V230H225ZM229 231H230V230H229ZM234 231H236V230H234ZM261 231H262V230H261ZM5 232H6V231H5ZM16 232H17V231H16ZM22 232H23V231H22ZM145 232H146V231H145ZM166 232H167V230H166ZM173 232H174V231H173ZM192 232H193V231H192ZM198 232H199V231H198ZM200 232H201V231H200ZM202 232H203V231H202ZM208 232H209V229H208ZM211 232H212V231H211ZM226 232H227V231H226ZM226 232H225V233H226ZM242 232H243V231H242ZM29 233H30V232H28L27 235H29ZM85 233L88 234V232H85ZM133 233H134V232H133ZM164 233H165V231H164ZM183 233H184V232H183ZM203 233H204V232H203ZM215 233H216V232H215ZM215 233L213 234L214 236L217 234L218 238L222 237V236L219 237V235H218V233L220 234L219 231H218V233H216V234H215ZM225 233H224L223 236H226V237H227V235H230V233L227 234V235H226ZM234 233H235V232H234ZM238 233H241V232H237V234H238ZM253 233H254V232H253ZM253 233H252V235H253ZM263 233H264V232H263ZM23 234H24V233H23ZM43 234H44V233H43ZM51 234H52V232H51ZM135 234H136V233H135ZM137 234H138V233H137ZM154 234H155V233H154ZM165 234H166V233H165ZM165 234H164V235H165ZM167 234H168V233H167ZM178 234H179V233H178ZM190 234H191V233H190ZM199 234H200V233H199ZM210 234H212V233H210ZM250 234H251V233H250ZM258 234H259V232H257V234H256V232H255V235H256V236H257ZM12 235H13V233H12ZM12 235H11V236H12ZM17 235H18V234H17ZM17 235H16V233H15V236H17ZM24 235H25V234H24ZM85 235H86V234H85ZM200 235H201V234H200ZM213 235H212V236H213ZM234 235H235V234H234ZM241 235L243 236L244 234H241ZM7 236H10V235L7 234ZM21 236H22V233H21ZM35 236H37V235H35ZM55 236H56V234H55ZM89 236H90V235H89ZM176 236H177V235H176ZM176 236H175V237H176ZM204 236H205V235H204ZM212 236H211V237H212ZM235 236H236V235H235ZM242 236H241V237H242ZM244 236H247V235H244ZM253 236H254V235H253ZM256 236H255V237H256ZM24 237H26V236H24ZM32 237H33V236H32ZM43 237H44V236H43ZM68 237H69V236H68ZM90 237H91V236H90ZM177 237H178V236H177ZM177 237H176V238H177ZM189 237L191 238V236H189ZM194 237H195V236H194ZM207 237H209V236H207ZM211 237H210V239H211ZM241 237H240V238H241ZM258 237H259V236H258ZM260 237H261V236H260ZM260 237H259V238H260ZM263 237H264V236H263ZM5 238H6V237H5ZM10 238H11V237H10ZM30 238H31V236H30ZM65 238H66V237H65ZM69 238H70V237H69ZM69 238H68V240H70ZM112 238H113V237H112ZM129 238H130V237H129ZM169 238H170V237H169ZM178 238H179V237H178ZM178 238H177V240H178ZM202 238H203V237H202ZM214 238H217V237H214ZM214 238H213V239H214ZM240 238H239V239H240ZM244 238H245V237H244ZM252 238H253V237H252ZM7 239H8V238H7ZM12 239H13V238H12ZM16 239H17V238H16ZM16 239H14V240H16ZM132 239H133V238H132ZM135 239H136V238H135ZM148 239H149V238H148ZM158 239H159V237H158ZM204 239H205V237H204ZM225 239H226V238H225ZM241 239H242V238H241ZM245 239H246V238H245ZM255 239H256V238H255ZM14 240H13V241H14ZM17 240L19 241V239H17ZM21 240H22V239H21ZM23 240H24V239H23ZM26 240H27V238H26ZM34 240H35V239H34ZM39 240H41V239H39ZM43 240H44V239H43ZM174 240H175V239H174ZM183 240H184V239H183ZM195 240H196V239H195ZM233 240H234V239H233ZM243 240H244V239H243ZM259 240H261V239H259ZM8 241H9V240H8ZM13 241H12V242H13ZM29 241H30V240H29ZM59 241H60V240H59ZM133 241H134V240H133ZM135 241H136V240H135ZM138 241H139V239H138ZM142 241H143V240H142ZM142 241H140V242H142ZM160 241H161V240H160ZM170 241H171V240H170ZM178 241H179V240H178ZM216 241H217V240H216ZM223 241H224V240H223ZM226 241H227V240H226ZM226 241H224V242H226ZM245 241H246V240H245ZM245 241H243V242H245ZM256 241H257V240H256ZM263 241H264V239H263ZM14 242H15V241H14ZM24 242H25V241H24ZM64 242H65V241H64ZM168 242H169V241H168ZM183 242H184V241H183ZM185 242H186V241H185ZM196 242H197V240H196ZM211 242H212V240H211ZM213 242H214V241H213ZM224 242H223V243H224ZM229 242H230V241H229ZM233 242H234V241H233ZM235 242H236V241H235ZM237 242H238V240H237ZM241 242H242V241H241ZM241 242H240V243H241ZM253 242H255L254 239H253ZM253 242H252V243H253ZM257 242H258V241H257ZM261 242H262V241H261ZM9 243H10V241H9ZM22 243H23V242H22ZM26 243H28V242H26ZM32 243H33V239H32ZM47 243H48V242H47ZM62 243H63V242H62ZM136 243H137V242H135V245H137ZM177 243H178V242H177ZM187 243H188V242H187ZM187 243H186V244H187ZM191 243H195V242H191ZM208 243H209V242H208ZM217 243H218V242H217ZM220 243H221V242H220ZM230 243H231V242H230ZM230 243H229V246H230ZM247 243H248V241H247ZM255 243H256V242H255ZM259 243H260V242H259ZM259 243H258V245H259ZM19 244H20V243H19ZM65 244H66V243H65ZM160 244H162V243L160 242ZM163 244H164V243H163ZM198 244H199V243H198ZM201 244H202V243H201ZM209 244H210V243H209ZM233 244H234V243H233ZM233 244H232V245H233ZM238 244H239V243H238ZM245 244H246V242H245ZM249 244H251V242H250ZM256 244H257V243H256ZM256 244H255V246H256ZM17 245H18V244H17ZM23 245H24V244H23ZM63 245H64V244H63ZM68 245H69V243H68ZM135 245H134V246H135ZM139 245H140V244H139ZM154 245H156V243H155ZM157 245H158V244H157ZM167 245H169V244H167ZM179 245H181V244H179ZM202 245H203V244H202ZM219 245H220V244H219ZM222 245H223V247H225L224 244H222ZM242 245H243V244H242ZM246 245H247V244H246ZM251 245H252V244H251ZM260 245H263V244L261 243ZM260 245H259V246H260ZM12 246H13V245H12ZM30 246H31V245H30ZM39 246H41V245H39ZM131 246H132V245H131ZM147 246L149 247L148 244H147ZM158 246H159V245H158ZM161 246H162V245H161ZM161 246H159V247H161ZM170 246H171V244H170ZM176 246H177V245H176ZM176 246H175V247H176ZM189 246H191V245L189 244ZM192 246H193V245H192ZM197 246H198V245H197ZM200 246H201V245H200ZM210 246H211V244H210ZM226 246H228V244H227ZM237 246H238V245H237ZM248 246H249V245H248ZM20 247H21V246H20ZM20 247H19V248H20ZM27 247H29V246H27ZM65 247L68 248L67 246H65ZM132 247H133V246H132ZM152 247H153V246H152ZM154 247H155V246H154ZM154 247H153V248H154ZM162 247H163V246H162ZM164 247H165V246H164ZM172 247H173V246H172ZM175 247H173V248H175ZM206 247H207V246H206ZM212 247H213V246H212ZM212 247H211V248H212ZM215 247H217V246H215ZM223 247H222V248H223ZM242 247H245V246H242ZM242 247H241V248H242ZM252 247H253V246H252ZM263 247H264V246H263ZM15 248H16V247H15ZM24 248H25V247H24ZM29 248H30V247H29ZM29 248H28V249H29ZM52 248H53V247H52ZM74 248H75V247H74ZM167 248H168V247H167ZM181 248H182V247H181ZM186 248H187V246H186ZM209 248H210V247H209ZM229 248H230V247H229ZM241 248H240V249H241ZM253 248H255V247H253ZM256 248H259V247H256ZM260 248H261V247H260ZM64 249H65V248H64ZM72 249H73V248H72ZM72 249H70V250H72ZM130 249H131V248H130ZM132 249L135 251L134 248H132ZM160 249H161V248H160ZM160 249H158V250H160ZM163 249H164V248H163ZM163 249H162V250H163ZM175 249H176V248H175ZM192 249H193V248H192ZM202 249H203V248H202ZM202 249H201V250H202ZM219 249H220V248H219ZM219 249H218V251H219ZM231 249H232V248H231ZM231 249H229L230 252L232 251ZM243 249H244V248H243ZM250 249H251V248H250ZM15 250H16V249H15ZM73 250H74V249H73ZM76 250H77V249H76ZM76 250H75V251H76ZM133 250H130V251H133ZM137 250H138V249H137ZM167 250H168V249H167ZM170 250H172V248H171ZM181 250H184V249H181ZM186 250H187V249H185V251H186ZM213 250H214V249H213ZM233 250H234V249H233ZM252 250H253V249H252ZM255 250H256V249H255ZM29 251H30V250H29ZM29 251H28V253H29ZM33 251H34V250H33ZM63 251H64V250H63ZM79 251H80V250H79ZM79 251H78V252H79ZM127 251H128V249H127ZM130 251H129V252H130ZM134 251H133V252H134ZM154 251H155V250H154ZM163 251H164V250H163ZM165 251H166V250H165ZM165 251H164V252H165ZM205 251H206V250H205ZM216 251H217V250H216ZM223 251H224V250H223ZM225 251H226V250H225ZM245 251H247V250H245ZM261 251L263 252V249H262ZM7 252H9V251L7 250ZM13 252H14V251H13ZM31 252H32V250H31ZM158 252H159V251H158ZM160 252H162V251H160ZM173 252H174V251H173ZM173 252H171V253H173ZM191 252L194 253L193 251H191ZM199 252H200V251H199ZM209 252H210V251H209ZM209 252L206 253V254H208V256H209ZM214 252H215V251H214ZM220 252H221V251H220ZM240 252H242V251H240ZM243 252H244V250H243ZM243 252H242V253H243ZM249 252H250V251H249ZM258 252H259V251H258ZM1 253H2V251H1ZM16 253H17V252H16ZM42 253H43V251H42ZM42 253H41V254H42ZM44 253H46V252H44ZM73 253H74V251H73ZM100 253H101V252H100ZM130 253H131V252H130ZM130 253H129V254H130ZM162 253H163V252H162ZM192 253H191V254H192ZM228 253H229V252H228ZM231 253H233V252H231ZM236 253H237V249H236ZM263 253H264V252H263ZM13 254H14V253H13ZM20 254H21V253H20ZM46 254H47V253H46ZM46 254H45V255H46ZM52 254H53V253H52ZM64 254H66V253H64ZM76 254H78V253L76 252ZM76 254H75V255H76ZM83 254H85V253H83ZM127 254H128V253H127ZM140 254H141V253H140ZM145 254H146V253H145ZM155 254H156V253H155ZM157 254H158V253H157ZM164 254H165V253H164ZM167 254H170V252H169V253L167 252ZM188 254H190V253H188ZM199 254H201V252H200ZM210 254H211V253H210ZM223 254H224V253H223ZM226 254H227V253H226ZM237 254H238V253H237ZM239 254H241V253H239ZM243 254H244V253H243ZM252 254H254V255L256 254V255H257V253H253V252H252ZM252 254H250V255H252ZM11 255H12V254H11ZM11 255H10V256H11ZM28 255H29V254H28ZM31 255H32V254H31ZM39 255H40V253H39ZM47 255H48V254H47ZM71 255H72V253H71ZM75 255H74V256H75ZM159 255H161V254L159 253ZM185 255H187V254H185ZM195 255L197 256V259H198V256H199L198 254H195V253H194L192 257H193V258H196ZM201 255H203V253H202ZM201 255H200V256H201ZM212 255H213V253H212ZM212 255L209 256V257H208V256H206V257L210 258V257H212ZM220 255H221V254H220ZM220 255H218V256H220ZM227 255H228V254H227ZM248 255H249V254H248ZM254 255H252V256H254ZM263 255H264V254H263ZM36 256H37V255H36ZM42 256H43V255H42ZM50 256H51V255H50ZM50 256L48 255V257H50ZM53 256H54V255H53ZM61 256H63V255H61ZM64 256H65V255H64ZM130 256H131V255H130ZM165 256H166V255H165ZM168 256H169V255H168ZM175 256H176V255H175ZM175 256H174V254H173V258H174ZM190 256H191V255H190ZM190 256H188V257H190ZM218 256H217V257H218ZM222 256H223V255H222ZM224 256H225V254H224ZM234 256H235V255H234ZM236 256H237V255H236ZM260 256H261V258H262V255H260ZM15 257H16V256H15ZM32 257H34V255H33ZM32 257H31V258H32ZM43 257H44V256H43ZM56 257H57V256H56ZM78 257H79V256H78ZM78 257H77V260H78ZM144 257H145V256H144ZM155 257H157V256H155ZM155 257H154V258H155ZM158 257H161V256H158ZM202 257H203V256H202ZM202 257H200V258H202ZM229 257H230V256H229ZM231 257H233V256L231 255ZM254 257H255V256H254ZM256 257H257V256H256ZM258 257H259V255H258ZM263 257H264V256H263ZM11 258H12V257H11ZM53 258H54V257H53ZM72 258H73V257H72ZM134 258H135V257H134ZM182 258H183V257H182ZM185 258H186V256H185ZM208 258H207V259H208ZM221 258H222V257H221ZM237 258H238V257H237ZM249 258H250V259H249ZM41 259H42V258H41ZM47 259H49V258H47ZM55 259H56V258H55ZM57 259H59V258H57ZM62 259H63V258H62ZM142 259H143V258L141 257V260H142ZM145 259H146V258H145ZM148 259H149V257L147 258V260H148ZM161 259H162V257H161ZM210 259H211V258H210ZM210 259H209V260H210ZM215 259H216V258H215ZM240 259H241V258H240ZM258 259H259V261H260V258H258ZM21 260H22V259H21ZM32 260H33V258H32ZM32 260H31V262H32ZM34 260H35V259H34ZM34 260H33V261H34ZM38 260H39V259H38ZM38 260H37V261H38ZM52 260H54V259H52ZM70 260H71V258H70ZM80 260H81V259H80ZM82 260H83V258H82ZM85 260H86V258H85ZM106 260H107V258H106ZM138 260H139V259H138ZM163 260L165 261V259H163ZM163 260H162V261H163ZM175 260H176V259H175ZM180 260H181V259H180ZM185 260H186V259H185ZM189 260H191V259H189ZM189 260H188V261H189ZM192 260H193V259H192ZM204 260H205V259H204ZM218 260L220 261L221 259L218 258ZM231 260H234V259H231ZM235 260H236V258H235ZM237 260H239V258H238ZM242 260H243V257H242ZM261 260L263 261V259H261ZM24 261H25V260H24ZM37 261L35 260V262H34L33 264H35ZM72 261H73V260H72ZM74 261H75V260H74ZM133 261H134V260H133ZM135 261H136V260H135ZM167 261H168V260H167ZM169 261H170V260H169ZM181 261H182V260H181ZM183 261H184V260H183ZM202 261H203V260H202ZM202 261H201V262H202ZM206 261H207V260H205V262H206ZM210 261H211V260H210ZM212 261H213L212 263H215V261L213 260V258H212ZM223 261H224V259H223ZM223 261H222V262H223ZM228 261H229V258H228ZM255 261H256V260H255ZM255 261H254V258H253V257L251 258V257L249 256V257H247L246 259H244L242 262H240V264H263V263H257V262H255ZM31 262H28V263L31 264ZM39 262H41V261H39ZM50 262H51V261H50ZM50 262H49V263H50ZM53 262H54V261H53ZM66 262H67V261H66ZM69 262H70V261H69ZM69 262H68V263H69ZM84 262H85V261H84ZM84 262H83V263H84ZM86 262H87V261H86ZM107 262H108V261H107ZM157 262H158V263H157ZM157 262H156V263L159 264L161 261H157ZM173 262H174V260H173ZM186 262H187V261H186ZM190 262L192 263V261H190ZM197 262H198V261H197ZM207 262H208V261H207ZM216 262H217V261H216ZM231 262H232V261H231ZM235 262H236V261H235ZM237 262H238V261H237ZM260 262H261V261H260ZM37 263H38V262H37ZM37 263H36V264H37ZM49 263H48V264H49ZM54 263H55V262H54ZM61 263H63V262H61ZM77 263H78V262H77ZM105 263H106V262H105ZM131 263H132V262H131ZM134 263H135V262H134ZM144 263H145V262H144ZM147 263H148V261H147ZM152 263H153V261H152ZM152 263L150 262L149 264H152ZM212 263H211V264H212ZM233 263H234V262H233ZM233 263H232V264H233ZM42 264H43V263H42ZM55 264H56V263H55ZM59 264H60V263H59ZM64 264H65V263H64ZM86 264H90V263H86ZM97 264H98V263H97ZM135 264H136V263H135ZM139 264H140V263H139ZM153 264H154V263H153ZM171 264H172V262H171ZM177 264H178V263H177ZM180 264H181V263H180ZM195 264H196V263H195ZM202 264H203V263H202ZM234 264H235V263H234ZM236 264H237V263H236ZM238 264H239V263H238Z\"/></svg>",
	"mask_w": 264,
	"mask_h": 264
}]
</instances>
